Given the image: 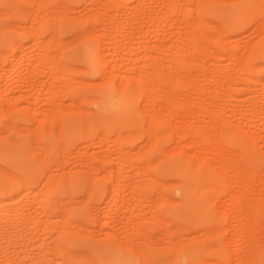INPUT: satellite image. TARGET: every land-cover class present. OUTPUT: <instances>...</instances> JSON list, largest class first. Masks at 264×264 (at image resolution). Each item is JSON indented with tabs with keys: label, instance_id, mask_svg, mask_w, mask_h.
<instances>
[{
	"label": "rangeland",
	"instance_id": "rangeland-1",
	"mask_svg": "<svg viewBox=\"0 0 264 264\" xmlns=\"http://www.w3.org/2000/svg\"><path fill=\"white\" fill-rule=\"evenodd\" d=\"M44 1H46V0H44ZM60 1H64V0H60ZM60 1L47 0L45 2L46 3L45 4V3H42L41 0H35V1L34 0H17L16 3L12 6L0 5V11H1V9L4 10V8H5V13H4V11H2L3 13L0 12V24L5 26V32L4 33H6V37L8 38V41H9L8 44L0 47V89H1L0 90L1 91L0 92V104H1L0 105V126H1V129H0V133H1L0 134V157H1L2 152L5 149H9L14 143L19 141V142H22L25 145V147L28 148V152L30 153V159L34 163V166L38 169L36 178H33V179L31 178L30 181L28 180L29 185L26 187V186H23L22 183L18 182L17 178H16L17 175H20L22 173H20V171L17 168H15L14 165L9 164L2 157L0 158V171H1L0 172V179L2 180L1 182H3L2 184L4 186H6V188H8L7 193L5 192L7 190H4L3 192L0 193V195L6 197L8 200L10 199V197H12L14 201L16 200L19 202L22 195L27 191V190L25 191L24 189H28V188L32 189L31 193L34 195V197H33V195H32L33 199L30 198V196L27 197V198H29L28 199L29 201L27 203H28V206L31 205L29 207V209H31L30 211H33L34 214H36V216H37L36 220L38 221V222L35 221V223H38L37 225H35V223H33L31 226L28 227V229H30L31 231L30 230L27 231L28 230V229H26L27 226L25 225L26 228H24L25 226H22V225H24L22 223L19 224V225L22 224L21 226H19V225L17 226V224H15L16 227H19L20 229L21 228L25 229L24 231H25V233L28 232L29 233V234L27 233L28 235H30V232H32L31 235L33 237H30L26 234L27 238H25V239L28 240V237L30 238L29 242H30L31 246H30V248L28 246L27 250H30V251L32 250L31 252L33 254H31L32 255L31 256L30 255L31 252L27 251L29 255L26 258H24L23 255H22L23 257L17 255L18 257L16 259L12 260V257H11L12 254L11 253L13 251L11 249L15 248L16 243L11 242L12 243V245H11L9 243V240L5 239V238H7L6 236L9 235L8 233H10L14 227H12V225H10L12 227V229H11V227L9 226V228L11 229L10 231H9V229L8 230L6 229L7 231L1 229L2 232L0 231V236L2 234H4V235L6 234V236L3 235V240L5 239L12 247L10 248L9 247L10 245L8 243H7V245H9V246L5 245L6 244V243H4L5 240L0 241L1 243L2 242L4 243V245H3V243H2V245L0 243V245L2 246V253H0V257H1L0 262H2V263H0V264H4V263L11 264V263H7L5 261L7 259H8L7 261L10 260L9 256L11 257L12 262H15V260L17 261V259L19 257L23 258V260L25 259V261L27 259H30L31 257L34 258V256L39 253L37 251H40V249H41V248L39 249L37 247V244H39L43 240V239L41 240V237L46 238V236L49 235V234H47V232H51V233L53 232L52 234L50 233L49 236L53 235L50 238H52V237L57 238L56 242H55V239H53V238H52L53 240L50 239V241H51L50 244L48 241L49 245L55 244L56 247L59 245H60V247H61V245L62 246L65 245L62 248L63 249L62 251H58V253L56 251V253H55L56 255L54 254L55 250H54L53 254H52V252H50L51 254L50 253H48V254L51 257L57 258L56 260H58V261H60V259L62 258L61 260H65L64 262H66V264H73L72 260L74 258L73 257L74 250H75V254H76V252L80 253L81 251L85 252L87 250L86 255L85 254L84 255L85 256L89 255V256L85 257V256L80 255V254L77 255V257H84L83 261H81L82 259L79 260V261L84 262V263H86L85 261H88L86 258L89 259L92 256V259H94L96 261V263L94 260H92L93 262H90V259H89V262L91 264L92 263L93 264L94 263L95 264H118V262H117L118 259L116 258V255L117 254L123 255L125 253L124 256L132 258V260L134 261V264L137 261L138 262L136 264H141L142 263L141 259H143V258L139 257L140 255L137 254V252H139L137 249H141V248H143V246H145L144 248L147 249L148 252L150 253L151 256H149V255H147V256L151 257V262L153 264H163L162 258H164L165 256H168L174 252L179 253V252L184 251L185 249H187L190 246L194 247V246H198V245H200V246L206 245V246H208V248H213V250H210L208 253H206L204 255V257L206 256L205 258H207V259L203 258V260H204L203 264H244V262L242 263V261L247 257V254L245 252V246H244L245 242H243V241H245V240H243L245 238L241 237V235L239 234L240 231L238 232V230L241 229L240 227L242 226V224L244 222V218H246V217H244L243 214H244V211H246L244 209L247 208L246 207L247 205L244 206V203L242 201L243 199L241 198V196L237 197V194H240L238 191H240L241 188H242V190H244V188H246V187L248 188V187H250L249 185H251V187L247 190L248 191L247 198L249 196L250 197L254 196L257 198L256 202L258 203L257 204L258 206L257 205L256 206H257L258 210L255 211V213H254L255 209L252 211H253V214H256V212H257V214H256L257 217L256 216L254 217L255 221L257 222V220H258V223L259 222L262 223V224L259 223V224H261L260 226L257 223V229L264 228V217H263L264 216V150H263L264 149V100H263L264 99V91H263L264 90L263 89L264 88L263 87V85H264L263 84V80H264V65H263V63H264V3H262V2H264V0H218V1L217 0H194V1L193 0H177L181 3L180 4L178 2L181 6H179L178 3H177V5L179 7H177L176 4H175V6H172L170 4L172 6L170 9H168V7H170L169 4H166V3L167 2L172 3L173 2L172 0H168V1L162 0V1H164V3L162 2L163 4L162 3L157 4L158 1H159V3L161 2L160 0H158V1H156V0H142V1L141 0H133L136 4L131 0H68V3H70V4H68V3L67 4L71 5L68 7L75 8V10H77L81 7V9L77 10V11H79V13H77V11L72 10L73 12H75L74 15L77 16L76 19L77 18H79V19L76 20L73 17L75 19V21H73L74 19H72V16L69 17L68 13L66 15V13L64 11H63L64 13H62V10H61V14H64V15H61L62 18L59 16L58 19L60 22L57 21V19H55L56 18L55 17L54 19L57 22L52 23L51 22L52 19H50L51 20L50 21L51 24H50L48 21L49 20L48 16H50L49 15L50 13L47 14V12H49L50 10H54V9H50V8L51 7L54 8V6L56 7V4ZM126 1H130V2L126 3ZM174 1L176 2V0H174ZM39 2L41 4H45V5L39 6L37 4ZM66 2H67V0H66ZM187 3L189 5H187L185 7L182 6V4L186 5ZM140 4L142 6H139ZM261 4H262V6H261ZM58 5H60V4H58ZM61 5L64 6V4H61ZM161 5L163 6V8ZM21 6H24V7H21ZM85 7L89 10H87ZM138 7L141 9H139ZM164 7H167V8H164ZM20 8L22 9V11L20 10ZM65 8H66V6H65ZM155 8H158V9H155ZM45 9L47 11H45ZM55 9H57V8H55ZM182 9H183V12L185 14H182V12H181ZM26 10H27V12H26ZM159 10L160 11L162 10V12H160ZM163 10L164 11L168 10L167 12H168V15H170V17L167 15V12L165 13V12H163ZM179 10H180V12H179ZM241 10H242V13H241ZM43 11H45V12H43ZM69 11L72 12L71 10H69ZM28 12L29 13L31 12V13L29 14ZM36 12L38 13V16L40 15L39 18L37 16ZM50 12H52V11H50ZM70 12H69V15H70ZM44 13L47 14V15H45L46 17L43 16ZM151 13H152V15H151ZM154 13H155V15H154ZM158 13H159V15H158ZM79 14H81V17H79L80 16ZM156 14H157V16H156ZM244 14H246V16H244ZM153 15L156 17H154ZM160 16H162V18ZM85 17H87V18H85ZM158 17L161 18L163 21L161 19H159ZM40 18H42V20H41V22H38V19L40 20ZM44 18H45V20H43ZM80 18H82V20L83 19L84 20L82 21V20H80ZM108 18L110 20H108ZM187 18L192 20V21H189V23H191L190 25L188 23ZM186 19H187V21H186ZM199 19H201V20H199ZM11 20H12V22H14L13 25H17V26H14V27H12V25L8 26L7 23L8 24L11 23ZM113 20H114V22H113ZM156 20L159 21V23ZM164 20H165V22H164ZM193 20H194L195 25L193 24V26H192ZM234 21H235V23H234ZM37 22L40 24H38ZM108 22L111 23L112 25L110 24L111 25L110 26ZM236 22H237V24H236ZM36 23H37V25H36ZM155 23H157V25ZM32 24H33V26H32ZM54 24H56V26ZM34 25H35V27L36 26L37 27L35 28ZM106 25H108V26H106ZM6 26H7V28H6ZM22 26H23V28L21 29ZM50 26H52V28L54 30H55V28H56V30L58 29L57 34H55L56 30L54 31L55 32V33H53V35L55 34L54 36H56V35L59 36L58 39H60V37L62 39L66 38L67 42L70 40L71 36L74 39V37H73L74 33H78L77 31H80V32L83 31L84 32V31H86L84 29H86L87 27H88L87 29H89V32H91V30L94 31L95 29H97V33L96 34L93 33L94 35H91L92 33L90 35H85L87 33L89 34V32H87L88 31L87 30L86 33L84 34L85 36L83 35V32L81 33L83 35V37H81V35H79L78 38H81L79 40L76 37L77 34H75L74 36L76 37V39L70 40L72 42H70V43L68 42L69 45L64 44V45H66V46H64L65 49L62 48V46H61L62 49L59 48V50H60V55H59V53H58L59 51L56 48H58L61 44L65 43L66 41L64 39H63V41L60 39L59 40L60 42L58 45V44H55V42L58 41L56 39L57 37L55 38L57 41L56 40H55V42L53 41L54 43L51 40H49V38H47V37H50L48 34L50 32V35H51L52 34L51 30H53V29H50L51 28ZM93 26L96 27L94 30H93V28H94ZM105 26H106V28H105ZM90 27H91V29H90ZM81 28H84V29L81 30ZM231 28H232V30H231ZM38 29H40L41 35H39L38 32H40V31ZM193 29H194V31H193ZM106 30L109 33L105 34L107 32ZM29 31H31V32L32 31H38V32H36V33H38V35L37 36L33 35L35 32L31 33ZM94 32H96V31H94ZM223 33L226 36L229 35L228 36L229 39L228 38L224 39L223 37H225V35ZM187 34H189V35H187ZM53 35H52V38L51 37L50 38L54 40ZM181 35L184 36V38ZM111 36H112V39H111ZM178 36H181L182 38L179 37V40H177L176 38H178ZM190 36H191V38H190ZM37 37L38 38L40 37V38L38 39ZM231 37L236 39V41ZM86 39L87 40H90V39L96 40V41H99L100 43H102V42L104 43V40H105L104 44H106V48H105V45L103 43L100 45L102 47L101 48L102 50L105 49L104 50L105 52H107V51L110 52V53L107 52L108 54L107 53L105 54V52L103 53L104 56L106 55L105 56L106 58L103 56L104 68L106 70L105 69H104V71L101 70L97 74H93V73L89 74L90 71H89V66H87L88 64L82 62L81 59L79 58V54L77 53V50L80 47V44ZM231 39H232V41H231ZM107 40L110 41V43ZM112 40L113 41L115 40L116 42L115 41L113 42ZM16 41H18V42L16 43ZM48 41L52 42L54 44V46H52L53 45L52 44L51 47L44 46V48L48 47V48H46L47 51H49L48 54H47L46 49L43 48V50H42L41 49L42 47L40 49L35 47L38 45V44L37 45L35 44L37 42L40 43L39 46L40 45L41 46L46 45L47 43L50 46V43ZM61 41H62V43H61ZM178 41H180L181 43ZM43 42L46 44H43ZM189 42H190V45H189ZM22 43L24 44V46ZM71 43H72V45H71ZM152 43H155L153 45L154 47L148 46V45H151ZM156 43H158V44H156ZM186 43L189 45L190 50L188 49V45ZM247 43H248V45H247ZM160 44L166 45V46H163L161 48ZM175 44H177V46ZM249 44H250V47H249ZM252 45H254V46H252ZM182 46L183 47L185 46L184 49H182L183 48ZM204 46H207L206 48L210 49L209 53H207L208 49L204 48ZM227 46L231 47L232 51L236 52V53L234 55L231 54L233 52L229 51L231 48L228 50ZM156 47H160V48L158 49ZM177 47H180V48H177ZM242 47H246L248 49H251L252 51L250 50L251 51L250 54L252 53V55H250V54L248 55L249 50H247L246 48L242 49ZM253 47H255V48L253 49ZM55 49H56V51H58V52H56L58 54V56H57L58 58L55 57L56 56L55 52H54L55 54H52V55L50 54V52L52 50L55 51ZM154 49L156 51H154ZM203 49H205V50H203ZM44 50L46 51V54H45ZM181 50H182V52L184 50H187L186 52H183V54H185L184 57L182 55ZM191 50H193V51H191ZM239 50H243L244 52H242V51L241 52L243 54L244 53H246V54L243 55L240 52V56H239V54H237ZM3 51L5 54L4 53L2 54ZM212 51H213V53H212ZM171 52H173V55H171L172 54ZM191 52L196 53V55L192 54ZM155 53H156V55H159V56L161 55L160 56L161 58L160 57L155 58V56L153 57L152 55H154ZM187 53L189 56H187ZM49 54H50V56H48L49 60H50V58L52 60V57L53 58L55 57L54 59H56L54 62L51 61L50 64L48 63L49 60L47 62L44 61V60H46L44 57L47 58V55H49ZM220 54H221V56H220ZM109 55L112 57L109 58L108 57ZM170 55L172 57H170ZM218 55L220 57H218ZM232 55L234 56V58ZM235 55L237 58L235 57ZM132 56H135V58ZM136 56H138V57H136ZM185 56H187V57H185ZM228 56H230V58ZM246 56H249V59L251 58V56H252V58L248 61V57H246ZM38 57H39V60H38ZM107 58L109 61H107ZM174 58H175V60H174ZM198 58H200L201 60H199ZM218 58H220V59H218ZM235 58L237 59L236 61H235ZM70 59L72 62L70 61ZM161 59L163 60V62ZM204 59H206L207 61ZM115 60L118 62L116 63ZM152 60H153V62H152ZM159 60L161 62H158ZM187 60H189V65H188ZM216 60H219L218 61L219 64ZM228 60H229V62H228ZM231 60L236 62V64H240V67L238 68L239 65H237V66L235 64L232 65L233 61L231 63ZM238 60L243 65L240 62H238ZM122 61L123 62L125 61V62L123 63ZM132 61H133V63H132ZM111 62L114 64L116 63L117 65L116 64L113 65ZM151 62L154 64H152ZM214 62H216L217 64ZM52 63H54V66L58 67L59 72H52L53 69L55 68L54 66H52ZM118 63H120L121 65L120 64L118 65ZM244 64H246L247 67L244 66ZM254 64L255 65L261 64L263 66L260 65V67H259V66H255ZM50 65L54 68L51 69L52 67H50ZM109 66H110V68H109ZM113 66L114 67L117 66V67L113 68ZM243 66L246 67V69H248V72L250 73V75L253 76V78L256 77L255 80L252 77H250V80L253 79L254 81H256V82H254L252 80L253 82L252 81L250 82L251 88L249 86H247L250 84V83H248L249 78L246 77V78H248V80L246 78L242 79L243 73H241V70H243L242 69ZM85 67H86V69H85ZM107 67H108V69H107ZM137 67H138V69H137ZM153 67L156 68L155 71H157L158 74L157 73L153 74V70H154ZM207 67L211 70H209ZM221 67L222 68L224 67V68L222 69ZM127 68H128V70H127ZM196 68L200 69V70H196ZM217 68H219L220 70H223V72L225 70L226 74L223 73L222 71H220L219 69H218L219 72L217 73V71H218ZM234 68L235 69L238 68V69L235 70ZM240 68H241V70H240ZM179 69H180V71L182 70L181 72H184L185 75H183V73H180L178 71ZM215 69L217 71H214ZM85 70H87V71H85ZM113 70H114V73H113ZM105 71H107V75H106ZM126 71H127V73H126ZM145 71H147V72H145ZM148 71H150L149 73H151V71H152L153 75L150 74L151 77L146 76L148 74ZM195 71H197V74H195ZM201 71L203 73L204 72L209 73V74L206 73L209 79L206 78L207 77L206 74H204L206 77L204 75H202L203 73ZM227 71H229V73ZM244 71H246V72H244ZM244 71L243 72L247 74V70H244ZM102 72L105 73V77L101 76L103 74ZM176 72H178V73L176 74ZM185 72L188 73L189 75H187ZM213 72H214V74H213ZM215 72L217 73L216 74L217 76H215ZM221 72H222V74H221ZM54 73H56V74H54ZM119 73H121V74L124 73L125 75L123 74L121 76V74L119 75ZM136 73H137V75H136ZM143 73H144V75H143ZM191 73H192V75H191ZM249 73H248V76H249ZM108 74H110L109 75L110 78L107 77ZM198 74H199V76H198ZM218 74L220 76H218ZM227 74H230V75H227ZM240 74H241V76H240ZM132 75L134 76V78L131 77ZM200 75L202 76V78L204 77L205 79L204 78L202 79ZM209 75L211 77L213 75L214 77L210 78ZM123 76L125 78H123ZM127 76H128V80H127ZM157 76H158V78H157ZM181 76H182V79L180 78ZM188 76L189 77L191 76L190 78H192V79L195 78L197 80L199 78H201L202 80L199 79L197 81L199 85H200V83H199L200 80L207 87H209V86L213 87V85H214V87L212 89L209 88V90L207 92V95L209 93V95H211V96H209L208 98L204 97V98H206V99H204L203 96H201L202 95V93H201V94H199L200 97L199 96L197 97L196 96L197 94H195V93L199 92L198 87H197L198 92L197 91H191L190 92V88H191V90L195 89L193 87L196 85V83L194 82L195 84L193 86L191 83V82H193V80L188 79ZM197 76L199 78H197ZM227 76H228V78H227ZM232 76L234 77V81L236 80V82L239 81V83H241L240 84L241 86L238 85L239 83H236L231 79ZM236 76L239 80L237 78H235ZM244 76H246V75H243V77ZM83 77H84V80H83L84 83L81 82ZM176 77H177V79H176ZM85 78H87L86 80L94 79V82L93 81L91 82V80L90 81L88 80L89 83L86 85L87 81H85ZM213 78H215V81H211ZM108 79H109V81H108ZM122 79L125 81L127 80L126 83L123 81L125 84H123ZM229 79H231V80H229ZM244 79H246V81L243 82ZM190 80H191V82H190ZM260 80H262V81H260ZM79 81H80V83H79ZM99 81L100 82L102 81V83H100ZM187 81H189V82L186 86L185 83ZM229 81H233V83H235L234 87L239 86L238 90L236 88L235 89L233 88V90H231L232 94L230 91H228L230 86L229 87L226 86L228 88H226L225 90H227V93L229 92L231 95L235 94L234 92L237 90L238 93L236 92L237 95L235 94V96H236V98L239 96L238 100L241 99V101H238L237 99H234L235 102H233V100L229 101L230 95L227 96L226 91H224V89H223V88H225L224 86L226 84L227 85L229 84L233 87L234 84L232 82H229ZM17 82H19V83H17ZM53 82H55V83H53ZM120 82H122L121 85H120ZM213 82H215V84ZM226 82H228V83H226ZM246 82L248 83L247 85H246ZM261 82H262V85H260ZM189 83L193 87H189ZM221 83H222V86H221ZM11 84L13 87L11 86ZM109 85H111L112 87L115 88L116 92L119 94L118 96L124 95V97H130L131 95L134 94L133 100L136 103V114H137L136 118L133 119V118H129V117H122V116L115 115V114L103 115L100 113L99 108H98L99 107L98 102H99V99L101 98V94H102L103 90ZM119 85H120V87H119ZM242 85H243V88H242ZM163 86H164V89L162 88ZM166 86H167L168 91H169V89L172 90L170 93H173V92L175 94L177 93L178 96H179L180 90L182 88L181 93H183V90H184L185 94L189 92L192 95V96L189 95V97H191L190 98L191 100H189L188 98L186 99L187 101L184 100V98H185V97L183 98L184 94L183 95L181 94L182 95V97H181L182 100H180L181 103H179L180 102L179 99L177 100L178 102H176V100H174L175 101L174 102L173 101V99L175 98L174 95H173V98H171L169 96L170 94L165 92ZM169 86H170V88H169ZM200 86H201V88H203V90L200 89V91L203 92V94H204L205 90L208 88L205 87L206 89L204 90V87H203L204 85H200ZM215 86H216V89L220 92V94L217 90H215ZM244 86L249 87L248 91L251 89V92H253V94H254L255 90H256V92H255L256 94L258 93L257 91H259V90L263 91L262 95L259 94V96H257L259 98H261V97L262 98L259 100L257 99L258 103L255 101L257 103L255 106H258L259 108L256 109V107L253 106L255 108V110H257V111L253 110L256 114L253 113V111H252V108H253L252 105L255 104L254 100H256V99L253 100L254 104L252 103V101L247 99V96H249V94L247 93L248 91H246V89H244L247 87H244ZM254 86H256V87H254ZM232 87H231V89H232ZM240 87H241L243 93L241 92ZM218 88L220 90L223 89V94H225V95L222 96L221 95L222 92ZM137 89H139V90H137ZM177 89L178 90L180 89V90L178 91ZM210 89L212 90V92L214 91V94H212ZM2 90L3 91L5 90V91L3 92ZM71 90L74 92L72 93ZM90 90H92V91L90 92ZM239 90H240V92H239ZM252 90H254V91H252ZM262 91H261V93H262ZM128 92L130 95L127 94ZM217 92H218V94H217ZM259 93H260V91H259ZM84 94H89V97H90V95H92V96L97 95V96H94V97L91 96L92 98L90 97V99H89L87 97L88 95L86 96ZM246 94H248V95H246ZM250 94H252V93H250ZM11 95H13V96H11ZM207 95H205V96H207ZM213 95L216 97V101L215 100L212 101L213 98L215 99V97ZM219 95H221V97H219ZM244 95H246V99L248 100V101L244 100L246 102H244L242 100ZM194 96H196V98ZM212 96H213V98H212ZM224 96H226V97L222 98ZM233 96H230V98ZM167 97H169V98H167ZM201 97L203 98L202 101L208 99V101L205 102V105H206L205 107L200 105L202 103L201 99H200ZM210 97L212 98V100ZM217 100L218 101L220 100L221 102L218 103ZM236 100H237L238 106H237V104H235L234 105L236 107V109H235L233 105L231 106V104L236 103ZM12 101H13V103H12ZM163 101L164 102L166 101V103H164ZM188 101L190 103L192 101L193 104L192 103L190 104ZM249 101L252 103V105L251 104L246 105V103L247 102L249 103ZM161 102H163L164 104ZM182 102H184V103H182ZM187 102L189 103L188 107H189V105H191L190 106L191 108L189 107V109H190L189 114H187L188 108L186 109L184 107V104H187ZM196 102L199 103V107H198V104ZM208 102H209V107L211 105V108H212V106L215 104L213 106L215 110H217V109L220 110V108L221 109L224 108L220 111V112H222L223 110L225 111V108H226L227 114H228V112H229V114L230 113H232V114L231 115H229V114L225 115V117L227 119L223 118L222 122L220 124H218L215 122V121H217V120H215V118H216L215 115H217V114H214V116H212V114L215 113V112H212V114H211L212 117L209 116L210 119H213V123H212V121L208 118V114H206L207 110L205 109V108L208 109ZM211 102H212V104H211ZM228 102L229 103L233 102V103L228 105ZM226 103H227V105H226ZM222 104H224V105H222ZM240 104H241V106H240ZM259 104L260 105L263 104L262 105L263 107L262 106L260 107ZM167 105H168V107H167ZM169 105H171V106H169ZM1 106L2 107L4 106V109H5V107L7 108V109H5L6 113H4L5 110ZM194 106L196 107V109H197V107L201 108L200 111L202 114L206 110L204 112L205 115L203 114L205 117H203V115L200 114V112H198V109L196 110L194 108ZM247 106L251 107V108L249 107V112L247 110ZM53 107H55V109ZM170 107H171V110L168 109L170 111L169 112L166 109L170 108ZM240 107H241V109H240ZM47 108L49 110L51 108H53L55 111L53 109H51L52 111L46 112V114H49L50 116L46 115L45 110L47 111L48 110ZM184 108L187 111H185ZM202 108L205 110L202 111L203 110ZM8 109L11 111H8ZM159 109L161 112L159 111ZM163 109H165V110H163ZM209 109L207 112L210 115L211 112L209 111ZM259 109H261V110H259ZM181 110H183V111H181ZM192 110H194V111L192 112ZM211 110H213V108ZM237 110L240 112H243V113L240 114V113H238ZM243 110H247L248 113H246V111H243ZM172 111H174V112H172ZM260 111H263V113ZM53 112H55V113H53ZM183 112H184V114H183ZM163 113H165V114H163ZM173 113H174V115H173ZM191 113H192V115H191ZM8 114H9V116H8ZM52 114H54V115H52ZM218 114H220V113H218ZM224 114H222L223 117H224ZM243 114H244V118H243ZM251 114L254 115L252 119H251V117H252ZM171 115H172V117H171ZM234 115L236 118L234 117ZM238 115H239V119H238ZM44 116H46V118ZM48 116L51 118H49ZM156 116H158V117H156ZM180 116H182V117H180ZM190 116H192V117H190ZM248 116H250V117H248ZM256 116H257V118H256ZM8 117H9V119H7ZM148 117H150L151 119ZM155 117L157 120H155ZM184 117H186V118H184ZM213 117H215V118H213ZM170 118L172 120H169ZM201 118H202V120H205V121L200 120ZM228 118H229V121H228ZM189 119H190V121H189ZM5 120L6 121L7 120L12 121V122H10L11 125L7 124ZM48 120H50V122ZM187 120L189 121V124H188ZM230 120H231V122H230ZM151 121L156 122V124L153 122L154 125H156L155 126L156 129L153 128L154 130L159 131L158 133H160V130H162V133L159 135V137H158V133L156 136V139L158 137V139L160 138L162 141L160 139L159 140L155 139V140L151 141V138L153 139V137H150L151 135L149 136L150 138L147 137V135H149L150 132L145 131L144 129H147L149 124H151V125H149V127L150 126L153 127L152 123L148 124V122H151ZM175 121H177V124H173V123H176ZM223 121L224 122L226 121V122L224 123ZM249 121H253V122H249ZM84 122H86V123H84ZM171 122H173V123H171ZM180 122H182V123L180 124ZM192 122H194V123H192ZM206 122L208 124L212 123L216 127H214L213 125H212L213 126L212 127V126H210L211 125L210 124L209 125L210 129H209ZM246 122H248V123H246ZM254 122H256V123H254ZM12 123H13V125H12ZM183 123L185 124V126L183 125ZM199 123L206 124L205 127H204V125H201V126L203 128H207V129L201 128V126L198 125ZM222 123H224L225 125L227 124L226 127H228V129H232L236 132H239L245 138L249 139L252 142V144L254 145V148L259 153L261 160L251 161L250 158L247 159V154H244L243 151H242L243 153H240L241 152L240 148L234 144L232 145V142H230L228 139H226L227 137L225 138V136L222 135V134H225V131H226L225 130L226 127H224V124L222 125ZM249 123H251V124L248 125ZM253 123L255 124L254 126H257V127L254 128V126L252 125ZM17 124L18 125L21 124L20 125L21 128L22 127H24V128L21 129L20 126L17 127ZM193 124L195 125V127L194 126L192 127ZM237 124H239L240 126L242 125V127H239V125L237 126ZM2 125H5V126H2ZM188 125L191 127L189 129V132H191L190 131L191 129L193 130L192 132H194V130H195V133L191 132L192 135L188 132L189 136L185 135L187 133V131H186V133H184V132H182L183 130L180 131L178 129V128L184 129V127L189 128ZM251 125L254 128V130H253L254 132H252L253 135L250 134L251 133L250 132ZM246 126H248V128H246ZM6 127L9 129L5 131L4 129H6ZM17 128H19V129H17ZM200 128L203 130L202 132L199 131ZM243 128H244V130H247V132L243 131ZM20 129L22 131H20ZM23 129L26 131H24ZM218 129H219V132H218ZM236 129H238V131ZM141 130H142V132H140ZM222 130H223V133H222ZM248 131H249V133H248ZM146 132L147 133L149 132V133L146 135ZM151 132H152V129H151ZM179 132H182L183 134L179 133ZM5 133H6V135H4ZM153 133L156 134L154 131H153ZM196 133H198V135ZM200 133H202V134L206 133L205 134L206 137H208L207 136L208 133H209V135H212L213 137H217V138H219L221 136L219 139H221V140L224 139L222 141L223 144L217 138H216L217 140L214 138L217 142H220V144L217 143L218 146L215 143L216 144L215 146L217 148L222 147L221 149L226 154L221 152V155L224 154L223 156H221V155H219L220 150L217 151L218 149L217 150L212 149V148L216 149V147H214L212 145V144H214L212 141L213 139H210L212 136L208 137V139H207L204 135L202 136V134H201V136H199ZM216 133H217V135H216ZM117 135L119 137L121 136V138H118ZM255 135H256V137H255ZM122 136L124 137L123 139H122ZM152 136H153V134H152ZM183 136H184V138H182ZM197 136L201 137L202 139L197 138ZM222 136H224V137H222ZM10 137L11 138L14 137L15 139L12 141V139ZM185 137H186V139H185ZM204 137L206 140H203ZM32 138H34L35 141ZM179 138H182V140ZM16 139H17V141H15ZM31 139H32V141H31ZM137 139H138V141H137ZM36 140H38L37 143H35ZM193 140L195 143L193 142ZM199 140H201L202 143H200ZM208 140L211 143L208 144ZM157 141H158V143H157ZM190 141H192L193 143ZM188 142L190 143V145ZM176 143H179L178 146L176 145ZM183 143H188L187 144L188 146L186 144H185L186 146L183 145ZM158 144H159V146H158ZM204 145H205V147H204ZM211 145L213 147H211ZM209 146L211 147V149L213 151L210 149ZM41 147H42V149H41ZM162 147H165V150L167 152H169L168 153L169 158L167 157V155H166L167 152L164 151V148H163V151L165 152V155H164V153H161L162 150H160V148L162 149ZM32 148H34L37 153ZM121 149L123 152L121 151ZM172 149H174V150L177 149V150L174 152V150H172ZM201 149L202 150L204 149V152L201 151ZM170 150L173 152L170 153ZM206 150H207V152H206ZM236 150H239V151H236ZM199 151H201V153ZM231 151H232V153H231ZM233 151H235L234 154H233ZM39 152H41V153H39ZM121 152L123 154H121ZM186 152H189L192 154H187ZM217 152H219V153L217 154ZM198 153L200 155H198ZM206 153H207V156H206ZM162 154L165 156L164 159L162 158V156H163ZM172 154L174 156H172ZM201 154H202V156H201ZM50 156H52V157L50 158ZM181 156L182 157L184 156L183 159H185L188 162H192V164L195 165V169L192 170V176H196V174H199V175L203 174L201 172H205V173H209V174L214 173V172H217V173L219 172V174L222 173L220 175L218 174V176L223 177V178L219 177V179H221V181L219 180L220 182L219 181L214 182L212 180L209 181V179L207 177V181L205 180V186H203L202 192H201L203 197L205 196L208 198V201L210 203V207H212V209H214V212L216 214V219H214V221H212L211 223H209V222L204 223L203 221H201L199 219H196V218H193V217H190V216H187V215H184L181 213L184 211V203H183V199H182V193L179 190V188L183 184V179L179 175H174V174L163 172V168L167 164H169L172 161H175L176 158H177V160H178V158L182 159ZM208 156L209 157L211 156V157L209 158ZM215 156H217V158H215ZM232 156H234V158ZM46 157H49L46 159V160H49V162L44 160ZM236 157H239L238 160H240V161H237ZM53 159H55L56 161ZM52 160H53V162H52ZM126 160H128V161H126ZM57 161L59 163L60 162L61 163L59 164ZM56 162H57V164H56ZM238 162L240 164L236 168L235 165L238 164ZM48 163L49 164H51V163L56 164L55 166L59 165L60 166L58 168L59 170L57 169L58 170L57 171L54 165L51 166ZM66 163H68V164L66 165ZM91 163H93V168H91L92 167ZM132 163L135 165L132 166L133 165ZM203 163L205 164V167H203V165H204ZM212 163L214 164V166ZM46 164H47V166H46ZM86 164H87V166H86ZM140 164H143L142 167H144V166L146 167L147 164H149V166H151V167H149L147 165L148 167L146 169H144L145 167L143 168L145 170L144 171V170H142V167L137 168V165L140 166ZM88 165H90V167ZM217 165L218 166L220 165V166L218 167ZM53 166H54V168H53ZM224 166L227 168L226 169L227 171H224V172H221L220 170L215 171L218 168L220 169V167H222L224 170ZM47 167H49V168H47ZM50 167H51V171H52V169L56 170V173L60 172L59 174H61V173H63V171H65L62 175H59V177H60L59 180H58V174L56 175L58 182H57V184L55 183L57 181L56 177L54 179L56 181L53 182L56 184V186L55 185L52 186L51 183L50 184L48 183L49 178H50L49 175L55 173L53 171L49 172ZM211 167H214V170H211ZM222 168H221V170H222ZM238 168H242V169L248 168L249 171L247 170V172H246L248 175L244 176V175L238 173L237 171L240 170ZM6 169H8L7 171L11 172V174L13 175V176L11 175L12 177L11 176L8 177L9 173L8 172L6 173V171H5ZM69 169H70V171H69ZM66 170H68V171H66ZM243 170L246 171V169H243ZM115 171H118V172H115ZM2 173H4V174H2ZM122 173H125V174H122ZM241 173H243V172H241ZM45 174L48 177H45ZM211 176H212V174H211ZM66 177H67V179H66ZM15 178H16V180H15ZM245 179H247V180H245ZM52 180H53V178H52ZM171 180H173V181H171ZM176 181H178V182H176ZM244 182L245 183L249 182L250 184L248 183V185L246 186L244 184ZM7 185H9L10 187ZM228 185H229V187H228ZM41 186H43V187H41ZM44 186L46 189H44ZM225 186L227 187V189ZM244 186H246V187H244ZM36 187H37V190H36ZM49 188H50V190H47ZM30 189L28 191H31ZM33 189L35 191H37V193L39 191L41 193L37 194ZM9 190H10V192L11 191L12 192L9 193ZM42 190H43V194L48 191L47 194L49 196L45 193V195L47 197L46 196L41 197ZM229 191L234 192V194L236 196L234 198H231L232 196H231V193ZM242 192H244V191H242ZM19 193H21V194H19ZM31 193H30V195H31ZM39 194H41V195H39ZM243 194H246V193H243ZM15 196L16 197L18 196L17 198H19V199H14ZM39 196L41 198H39ZM48 197H50V198H48ZM55 197L57 200L53 199ZM84 197L86 198L85 200H84ZM180 197L182 200L180 199ZM254 197H253V201H254ZM44 198H45V200L43 202L42 199H44ZM49 199H51V200H49ZM58 199L60 201H63V202L60 203ZM78 199H80V202H77ZM81 199H82V203H81ZM179 199H180V201H179ZM244 199H245V197H244ZM36 200H39V201H37L38 203H36ZM55 201L58 202V204L54 203ZM158 202H159V204H158ZM236 202H239L238 203L239 205H237ZM244 202H246V201H244ZM256 202H254V203H256ZM49 203L51 205L54 204V206H51V205L49 206ZM62 203L65 205H63ZM35 204H38V205L40 204V205L38 207ZM141 204H142V206H141ZM59 205L60 206L62 205L63 207H60ZM36 206L38 208H36ZM39 208L42 210L47 209L46 211H43L45 214ZM61 208L64 210V212H63V210L62 211L60 210ZM144 209H146V210H144ZM74 210L76 212H73ZM39 212H40V214H39ZM151 212H152V214H151ZM46 213H47V215H46ZM136 213L139 214L138 215L139 217L137 216ZM42 214H44V215L42 216ZM57 214L59 216H57ZM251 214H252V212H251ZM253 214L251 216H253ZM152 215L154 217H152ZM48 217H49V219H48ZM55 217H58L57 219H59V220H57ZM48 220H51V221H48ZM47 222H49V223L51 222V224H48ZM71 222L72 223L74 222L73 226L70 225V224H72ZM61 223H63V224H61ZM3 224L5 227H7L6 225L8 223H7V221H6V223L4 221L0 225H3ZM10 224H12V223H10ZM60 224L62 225V227ZM74 224H76L75 227L78 225V227H76L77 229L74 227ZM179 224H181L180 227L183 224L184 225L181 228H179ZM187 224H189V225H187ZM209 224H211V226H213V227H216L218 225L215 228V230L218 227L220 229L217 230L218 232H215L212 229L214 231V234H210L211 229H209V235L208 234H207V236L205 235L206 238H205V236L201 237L200 234L204 235V232L200 233V231H202L203 228H205V229L206 228L208 229V227L210 228L211 226ZM46 225H48V226H46ZM49 225H51V227H53V229ZM63 225H64V227H63ZM165 225H167L168 227H165ZM184 226H187L188 228L186 227V228L182 229ZM65 227L67 229H64L62 231L61 229L65 228ZM72 227L79 232L81 231V233H83L84 236L79 235V233L77 231H73V233L77 232L78 235L74 234L75 237H74V235L72 236L73 233L70 234L72 231L71 229H73ZM78 228H79V230H78ZM193 228H194V230H193ZM242 229H243V227H242ZM45 230H47L46 233H45ZM3 231L6 233H3ZM16 231H20V230L15 229L12 231V233H15ZM24 231L22 230L20 232H24ZM60 231H62V232L59 233V236H57L58 232H60ZM213 231H212V233H213ZM257 231H256L257 236H255L257 239L256 238L255 239L257 240L256 241L257 246L259 245L258 250L260 249L259 251L261 253L256 254L257 256H255V257H259L258 260H259L260 264L261 263L264 264V235H262V234L260 235V233H264V230H262V231L260 230V232H257ZM185 232H186V234L183 235L182 233H185ZM197 232H199L200 234L198 233L199 235L198 234L195 235V233H197ZM12 233H10V239H11V237L14 238L16 236L15 235L16 233L15 234H12ZM146 233H148V235H146ZM11 235H13L14 237ZM34 235L35 236L37 235L36 236L38 239L37 241L40 240V242L36 241V239H35L36 237H34ZM68 235L71 237H69ZM189 235L192 236L191 238H187L190 243L188 242V240H186V236L190 237ZM144 236L147 239H148V237H149V239L151 238L152 241H154V239L159 237V238H157L158 242H156V241L152 242V241H150L151 239L148 241ZM152 236L155 238H153ZM194 237H196V238L194 239ZM64 238L68 239V240H61ZM25 239H22L21 241L23 242ZM47 239L48 238H46V240ZM206 239H208V241ZM143 240H144V242H143ZM11 241L16 242L17 240L14 239ZM140 241L143 245H141ZM167 241H168V243H167ZM261 241H263V242H261ZM32 242H33V245H32ZM14 244H15V246H14ZM124 244H126V245H124ZM179 244H181V246L180 247L178 246L179 248L178 247L176 248V246ZM1 246H0V248H1ZM4 246H7L12 251L11 252L9 249H6L7 247L5 248L6 250H8V252H10L11 255L8 254L6 251L3 254V250H5V249H3ZM140 246H142V247L140 248ZM16 247L18 248V249L15 248V250L17 251V250L21 249L22 246L20 247V245H19ZM50 247H54V246L51 245ZM60 247H58V248H60ZM110 247H111V249H110ZM65 248L68 249L69 251H71V253L68 250H65ZM49 249L50 248H48V250ZM132 249H136V252ZM50 251H53V250H50ZM63 251H64V253H63ZM87 252H89V254ZM17 253H18V251H17ZM59 253H60V257L57 256V254H59ZM130 253L133 256L130 257ZM13 254H14V256H16L15 252ZM22 254H25V253H22ZM142 254H146V253L144 252ZM142 254H141V256H142ZM29 256H31V257L29 258ZM143 257H146V256H143ZM154 257L156 259H154ZM21 258L19 259L20 260L19 264H20V262H23V264H24L25 262L23 260H21ZM139 258H140V260H139ZM100 259H102L104 261V263ZM34 260H36V259L34 258ZM143 260L146 261L148 264V262H149L148 259L147 260L143 259ZM3 261H5V262H3ZM27 261H29V263L31 262V260H27ZM144 261H143V263H144ZM9 262H11V261H9ZM146 262L144 264H146ZM16 263L17 262H15L14 264H16ZM58 263L60 264L63 262L60 261ZM30 264H32V263H30ZM33 264H37V262H33ZM149 264H150V262H149Z\"/></svg>",
	"mask_w": 264,
	"mask_h": 264
},
{
	"label": "bare ground",
	"instance_id": "bare-ground-1",
	"mask_svg": "<svg viewBox=\"0 0 264 264\" xmlns=\"http://www.w3.org/2000/svg\"><path fill=\"white\" fill-rule=\"evenodd\" d=\"M16 1H17V0H0V5H4V6H6V5H8V6H12V5H14V4L16 3ZM34 1H35V0H34ZM41 1H42V3H45L47 0H46V1L41 0ZM43 1H44V2H43ZM57 1H60V0H57ZM131 1H133V0H131ZM141 1H142V0H141ZM156 1H158V0H156ZM160 1H161V2L159 3V1H158L157 4H161L162 2L164 3L165 0H164V1L160 0ZM167 1H168V0H167ZM172 1H173L172 3H173L174 5H173L171 2H167V3H166V4H169V6H170V7L167 6L168 9H170L172 6H175V4L177 5V3L179 2V1H177V0H176V2H175L174 0H172ZM193 1H194V0H193ZM217 1H218V0H217ZM62 2H63V3H62ZM127 2H130V1H126V3H127ZM133 2H134V1H133ZM67 3H68V0H67V2H66V0H64V1H60V2H58V3L56 4V7L54 6V8H52V7L50 8V9H54V10H50V11H52V12H50V11L47 12V14L50 13V14H49L50 16H48V19H49L48 21H49L50 24H51V22L54 23V22L59 21V19H58L59 16L61 17V15H64V14H61V10H62V13L65 12L66 15H67V13H68V16H69V17L72 16V19H74V18L76 19L77 16L74 15L75 12H73L72 10L77 11V10L81 9V7H80L79 9L75 10V8L68 7V6H71V5H68V4H70V3H68V4H67ZM134 3H135V2H134ZM163 3H162V4H163ZM179 3H180V2H179ZM179 3H178V5L181 6V5H180L181 3H180V4H179ZM202 3H203V2H202ZM262 3H264V2H262ZM34 4H35V3H34ZM37 4H38L39 6H41V5L43 6V5H45L46 3H45V4H41V3L39 2V3H37ZM58 4H60V5H58ZM61 4H64V6L61 5ZM86 4H87V3H86ZM128 4H129V3H128ZM135 4H136V3H135ZM170 4H171L172 6H171ZM196 4H197V3H196ZM254 4H255V3H254ZM57 5H58V6H57ZM178 5H177V7H179ZM187 5H189V4H188V3H187L186 5H185V4H184V5L182 4L183 7H185V6H187ZM60 6H61V7H60ZM65 6H66V8H65ZM139 6H142V5L140 4ZM143 6H144V5H143ZM145 6H146V5H145ZM153 6H154V5H153ZM161 6H162V5H161ZM261 6H262V4H261ZM21 7H24V6H21ZM58 7H59V8H58ZM83 7H84V6H83ZM154 7H155V6H154ZM167 7H164V8H167ZM55 8H57V9H55ZM62 8H63L64 10H63ZM77 8H78V7H77ZM85 8H86V7H85ZM138 8H139V7H138ZM162 8H163V6H162ZM18 9H19V8H18ZM43 9H44V8H43ZM86 9H87V8H86ZM139 9H141V8H139ZM155 9H158V8H155ZM20 10L22 11L21 8H20ZM65 10H66V11H65ZM69 10H71L72 12H70ZM87 10H89V9H87ZM153 10H154V9H153ZM184 10H185V9H184ZM2 11H4V13H5V8H4V10L1 9L0 12H2ZM13 11H14V10H13ZM38 11H39V10H38ZM38 11H37V12H38ZM41 11H42V10H41ZM45 11H47V10L45 9ZM45 11H43V12H45ZM63 11H64V12H63ZM159 11H160V10H159ZM167 11H168V10H167ZM167 11H164V10H163V12H165V13H166ZM201 11H202V10H201ZM24 12H25V11H24ZM26 12H27V10H26ZM37 12H36V14H37V16H38V13H37ZM69 12H70V15H69ZM155 12H156V11H155ZM160 12H162V10H161ZM160 12H159V13H160ZM179 12H180V10H179ZM181 12H182V14H185V13L183 12V9L181 10ZM247 12H248V11H247ZM2 13H3V12H2ZM12 13H13V12H12ZM28 13H29V12H28ZM30 13H31V12H30ZM30 13H29V14H30ZM77 13H79V11H77ZM159 13H158V15H159ZM241 13H242V10H241ZM29 14H28V15H29ZM47 14L44 13L43 16L46 17L45 15H47ZM71 14H72V15H71ZM162 14H163V13H162ZM1 15H2V14H1ZM41 15H42V14H41ZM77 15H78V14H77ZM79 15H80L79 17H81V14H79ZM151 15H152V13H151ZM154 15H155V13H154ZM154 15H153V16H154ZM167 15H168V12H167ZM39 16H40V15H39ZM39 16H38V18H39ZM52 16H53V17H52ZM156 16H157V14H156ZM156 16H154V17H156ZM163 16H164V15H163ZM168 16L170 17V15H168ZM171 16H172V15H171ZM199 16H200V15H199ZM244 16H246V14H244ZM41 17H42V16H41ZM55 17H56V18H55ZM73 17H74V18H73ZM154 17H153V18H154ZM160 17L162 18V16H160ZM240 17H241V16H240ZM54 18L57 19V21H55ZM61 18H62V17H61ZM61 18H60V19H61ZM66 18H67V17H66ZM85 18H87V17H85ZM158 18H159V17H158ZM161 18H159V19H161ZM167 18H168V17H167ZM185 18H186V17H185ZM50 19H52V21H51ZM72 19H71V20H72ZM75 19H74L73 21H75ZM77 19H79V18H77ZM77 19H76V20H77ZM150 19H151V18H150ZM187 19H188V18H187ZM187 19H186V21H187ZM205 19H206V18H205ZM240 19H241V18H240ZM41 20H42V18H40V20L38 19V22H41ZM43 20H45V18H44ZM80 20H82V18H80ZM83 20H84V19H83ZM83 20H82V21H83ZM108 20H110V19L108 18ZM151 20H152V19H151ZM161 20H162V19H161ZM166 20H167V19H166ZM171 20H172V19H171ZM197 20H198V19H197ZM199 20H201V19H199ZM50 21H51V22H50ZM78 21H79V20H78ZM153 21H154V20H153ZM156 21H157V20H156ZM162 21H163V20H162ZM189 21H192V20H191V19H188V23H189ZM38 22H37V23H38ZM59 22H60V21H59ZM59 22H58V23H59ZM80 22H81V21H80ZM103 22H104V21H103ZM109 22H110V21H109ZM109 22H108V23H109ZM113 22H114V20H113ZM113 22H112V23H113ZM157 22L159 23V21H157ZM164 22H165V20H164ZM11 23H12V24H11ZM11 23H9V24L7 23V25H8V26L12 25V27L17 26V25H13L14 22H12V20H11ZM37 23H36V25H37ZM82 23H83V22H82ZM105 23H106V22H105ZM180 23H181V22H180ZM207 23H208V22H207ZM234 23H235V21H234ZM15 24H16V23H15ZM18 24H19V23H18ZM38 24H40V23H38ZM56 24H57V23H56ZM56 24H54V25L56 26ZM110 24H111V23H109V25H110ZM155 24L157 25V23H155ZM169 24H170V23H169ZM190 24H191V23H189V25H190ZM193 24H194V20H193V22H192V26H193ZM236 24H237V22H236ZM103 25H104V24H103ZM111 25H112V24H111ZM111 25H110V26H111ZM156 25H155V26H156ZM194 25H195V24H194ZM200 25H201V24H200ZM204 25H205V24H204ZM18 26H19V25H18ZM32 26H33V24H32ZM52 26H53V25H52ZM52 26H50V27H51L50 29H53ZM106 26H108V25H106ZM106 26H105V28H106ZM152 26H153V25H152ZM183 26H184V25H183ZM19 27H20V26H19ZM24 27H25V26H24ZM34 27H35V25H34ZM36 27H37V26H36ZM36 27H35V28H36ZM39 27H40V26H39ZM63 27H64V26H63ZM63 27H62V28H63ZM93 27H94V26H93ZM194 27H195V26H194ZM234 27H235V26H234ZM6 28H7V26H6ZM22 28H23V26L21 27V29H22ZM30 28H31V27H30ZM54 28H55V27H54ZM87 28H88V27H87ZM87 28H86V29L81 28V30L84 29V30H86V31L88 30L87 32H89V29H87ZM95 28H96V27H94L93 30H94ZM217 28H218V27H217ZM232 28H233V27H232ZM232 28H231V30H232ZM25 29H26V28H25ZM32 29H33V28H32ZM90 29H91V27H90ZM220 29H221V28H220ZM222 29H223V28H222ZM28 30H29V29H28ZM38 30L40 31V29H38ZM55 30H56V28H55ZM55 30H54V29L51 30V33H52L51 35H50V32H49L48 35H49L51 38H52L53 33H55V32H56L55 34L58 33V31H57L58 29H57L56 31H55ZM231 30H230V31H231ZM23 31H24V30H23ZM54 31H55V32H54ZM86 31H84V32H83V31H81V32H80V31H77L78 33H74V34H73L74 39H73L72 36H71V37H70V40H75L76 37H77L78 40L81 39V38H78L79 35H81V37H83V35L86 33ZM94 31H96V32H94ZM94 31L91 30V32H89V34L87 33V34H85V35H90L91 33H92L91 35H94L93 33L96 34V33H97V29H95ZM106 31H107V30H106ZM193 31H194V29H193ZM220 31H221V30H220ZM4 32H5V26H3L2 24H0V47H2V46H4V45H6V44L9 43L8 38L6 37V33H4ZM29 32H31V31H29ZM33 32H35L33 35H36V36H37L38 33H39V35H41V34H40L41 31H40V32H38V31H32L31 33H33ZM36 32H38V33H36ZM79 32H80V33H79ZM82 32H83V35L81 34ZM158 32H159V31H158ZM189 32H190V31H189ZM27 33H28V32H27ZM98 33H99V32H98ZM107 33H109V32L107 31L105 34H107ZM221 33H222V32H221ZM55 34H54V35H55ZM75 34H77L76 37L74 36ZM189 34H190V33H189ZM189 34H187V35H189ZM223 34H224V33H223ZM223 34H222V35H223ZM54 35H53L54 40L51 39L50 37H47V38H49V40H51L52 42H53V41L55 42V40L57 39L58 41L56 40L57 42H55V44H58V45H59V42H60L59 40L61 39V40L63 41L64 38L62 39V38L60 37V39H58L59 36H57V35L54 36ZM85 35H84V36H85ZM109 35H110V34H109ZM190 35H191V34H190ZM197 35H198V34H197ZM224 35H225V34H224ZM224 35H223V36H224ZM36 36H35V37H36ZM107 36H108V35H107ZM181 36H182V35H181ZM181 36H178V38H176V39L179 40V37H181ZM223 36H222V37H223ZM228 36H229V35H228ZM228 36L225 35V37H223V38H224V39H227ZM33 37H34V36H33ZM56 37H57V38H56ZM182 37L184 38V36H182ZM182 37H181V38H182ZM199 37H200V36H199ZM220 37H221V36H220ZM37 38H38V37H37ZM39 38H40V37H39ZM39 38H38V39H39ZM47 38H46V39H47ZM55 38H56V39H55ZM92 38H93V37H92ZM109 38H110V37H109ZM190 38H191V36H190ZM190 38H189V39H190ZM231 38H233V37H231ZM35 39H36V38H35ZM41 39H42V38H41ZM44 39H45V38H44ZM101 39H102V38H101ZM111 39H112V36H111ZM228 39H229V38H228ZM233 39H234V38H233ZM64 40L66 41V38H65ZM67 40H68V39H67ZM70 40L68 41L69 43L72 42V41H70ZM182 40H183V39H182ZM234 40L236 41V39H234ZM37 41H38V40H37ZM42 41H43V40H42ZM62 41H61V43H62ZM65 41H64V42H65ZM107 41H108V40H107ZM112 41H113V40H112ZM114 41H115V40H114ZM114 41H113V42H114ZM231 41H232V39H231ZM17 42H18V41H16V43H17ZM44 42H45V41H44ZM44 42H43V44H46V43H44ZM48 42H49V41H48ZM52 42H49V43H50V46H49L48 43H47L46 45H43V46L40 45V46H39L40 43L37 42V43H35V44H36V45L38 44V45L35 46V47L38 48V49H40V48L42 47L41 49L43 50L44 46L51 47V45L54 43V42H53V43H52ZM68 42L66 41V42L63 43V44L60 43L61 45H60L58 48H56V49H58L59 52L56 51V49H55V51L52 50L53 52L51 51L50 54L52 55V54H55L56 52H58L59 55H60V50H59V48H60V49L64 48V46H66V45H64V44L69 45ZM75 42H76V41H75ZM81 42H82V41H81ZM108 42L110 43V41H108ZM115 42H116V41H115ZM178 42H180V41H178ZM19 43H20V42H19ZM41 43H42V42H41ZM102 43H103V42H102ZM102 43H100L99 41H96V40H91V39H90V40H87V39H86V40H84V41L80 44V47H79L78 50H77V53L79 54V58L81 59V61L84 62V63H87V64H88L87 66H89V71H90L89 74H91V73H93V74H97V73H99L101 70L104 71V69H105V68H104V58H103V56H104L103 53L105 52V51H104L105 49H104V50L101 49L102 47H101L100 44H102ZM104 43H105V40H104ZM104 43H103V44H104ZM173 43H174V42H173ZM180 43H181V42H180ZM187 43H188V42H187ZM187 43H186V44H187ZM228 43H229V42H228ZM232 43H233V42H232ZM235 43H236V42H235ZM22 44H23V43H22ZM113 44H114V43H113ZM149 44H150V43H149ZM154 44H155V43H152L151 45H148V46H152V47H154V46H153ZM156 44H158V43H156ZM163 44H164V43H163ZM184 44H185V43H184ZM236 44H237V43H236ZM58 45H57V46H58ZM71 45H72V43H71ZM77 45H78V44H77ZM104 45H105V48H106V44H104ZM110 45H111V44H110ZM160 45H161V44H160ZM175 45L177 46V44H175ZM187 45H188V44H187ZM189 45H190V42H189ZM189 45H188V49H189ZM226 45H227V44H226ZM226 45H225V46H226ZM239 45H240V44H239ZM243 45H244V44H243ZM247 45H248V43H247ZM23 46H24V44H23ZM52 46H54V44H53ZM55 46H56V45H55ZM61 46H62V48H61ZM102 46H103V45H102ZM116 46H117V45H116ZM145 46H146V45H145ZM145 46H144V47H145ZM163 46H166V45H161L160 47L162 48ZM176 46H175V47H176ZM180 46H181V45H180ZM241 46H242V45H241ZM241 46H240V47H241ZM252 46H254V45H252ZM35 47H34V48H35ZM48 47H46V48H48ZM113 47H114V46H113ZM134 47H135V46H134ZM160 47H156V48L159 49ZM182 47H183V46H182ZM184 47H185V46H184ZM184 47H183L182 49H184ZM186 47H187V46H186ZM191 47H192V46H191ZM206 47H207V46H204V48H206ZM227 47H228V46H227ZM249 47H250V44H249ZM21 48H22V47H21ZM46 48H44V49H46ZM52 48H53V47H52ZM107 48H108V47H107ZM148 48H149V47H148ZM177 48H180V47H177ZM230 48H231V47H228V50H229ZM244 48H246V47H242V49H244ZM254 48H255V47H253V49H254ZM64 49H65V48H64ZM191 49H192V48H191ZM206 49H208V48H206ZM211 49H212V48H211ZM246 49L249 50V53H248V55H249L250 52H251L252 50H251V49H248V48H246ZM19 50H20V49H19ZM36 50H37V49H36ZM36 50H35V51H36ZM179 50H180V49H179ZM189 50H190V49H189ZM203 50H205V49H203ZM209 50H210V49H208V52H207V53H209ZM225 50H226V49H225ZM250 50H251V51H250ZM1 51H2V50H1ZM44 51H45V50H44ZM46 51H47V49H46ZM46 51H45V54H46ZM106 51H107V50H106ZM154 51H156V50L154 49ZM186 51H187V50H184L183 52H186ZM191 51H193V50H191ZM229 51L233 52V51H232V48H231ZM241 51L244 52L243 50H239L238 53H237V54H239V56H240V52H241ZM37 52H38V51H37ZM48 52H49V51H47V54H48ZM54 52H55V53H54ZM107 52H109V51H107ZM107 52H105V54H106ZM129 52H130V51H129ZM178 52H179V51H178ZM181 52H182V50H181ZM183 52H182V55H183V57H184L185 54H183ZM203 52H204V51H203ZM242 52H241V54H243ZM3 53H4V51L2 52V54H3ZM109 53H110V52H109ZM158 53H159V52H158ZM171 53H172L171 55H173V52H171ZM191 53L196 55V53H193V52H191ZM207 53H206V54H207ZM212 53H213V51H212ZM216 53H217V52H216ZM216 53H215V54H216ZM218 53H219V52H218ZM235 53H236V52H233V53H231V54L234 55ZM4 54H5V53H4ZM50 54L47 55V58L44 57V58L46 59V60H44L45 62H47V61L49 60V59H48V56H50ZM107 54H108V53H107ZM228 54H229V53H228ZM231 54H230V55H231ZM244 54H246V53H244ZM244 54H243V55H244ZM55 55H56V56H55ZM55 55H54V56H55L56 58H58V57H57L58 54L56 53ZM146 55H147V54H146ZM171 55H170V57H172ZM233 55H232V56H233ZM250 55H252V53H251ZM30 56H31V55H30ZM33 56H34V55H33ZM105 56H106V55H105ZM105 56H104V57H105ZM124 56H125V55H124ZM143 56H144V55H143ZM152 56H153V57L155 56V58H156V57H160L161 55L159 56V55H156V53H155V54L152 55ZM152 56H151V57H152ZM187 56H189L188 53H187ZM187 56H185V57H187ZM220 56H221V54H220ZM220 56L218 55V57H220ZM232 56H231V57H232ZM239 56H238V57H239ZM241 56H242V55H241ZM16 57H17V56H16ZM35 57H36V56H35ZM55 57H54V58H55ZM59 57H60V56H59ZM108 57L110 58V57H112V56L109 55ZM114 57H115V56H114ZM130 57H131V56H130ZM132 57L135 58V56H132ZM136 57H138V56H136ZM174 57H175V56H174ZM190 57H191V56H190ZM192 57H193V56H192ZM207 57H208V56H207ZM228 57L230 58V56H228ZM235 57H236V55H235ZM246 57H248V61L252 58V56H251L250 59H249V56H246ZM17 58H18V57H17ZM29 58H30V57H29ZM54 58L52 57V60H51V58H50V60H49L48 63L50 64L51 61L54 62V61L56 60V59H54ZM64 58H65V57H64ZM105 58H106V57H105ZM139 58H140V57H139ZM160 58H161V57H160ZM194 58H195V57H194ZM205 58H206V57H205ZM221 58H222V57H221ZM233 58H234V56H233ZM233 58H232V59H233ZM236 58H237V57H236ZM236 58H235V61L237 60ZM114 59H115V58H114ZM118 59H119V58H118ZM136 59H137V58H136ZM140 59H141V58H140ZM198 59L201 60L200 58H198ZM218 59H220V58H218ZM38 60H39V57H38ZM58 60H59V59H58ZM112 60H113V59H112ZM122 60H123V59H122ZM137 60H138V59H137ZM161 60H162V59H161ZM174 60H175V58H174ZM192 60H193V59H192ZM196 60H197V59H196ZM196 60H195V61H196ZM204 60H206V59H204ZM223 60H224V59H223ZM233 60H234V59H233ZM233 60H231V63H232ZM242 60H243V59H242ZM252 60H253V59H252ZM36 61H37V60H36ZM70 61H71V59H70ZM107 61H109L108 58H107ZM187 61H188V65H189V60H187ZM206 61H207V60H206ZM216 61L218 62L219 60H216ZM220 61H221V60H220ZM41 62H42V61H41ZM59 62H60V61H59ZM71 62H72V61H71ZM115 62L117 63L118 61L115 60ZM122 62H123V61H122ZM124 62H125V61H124ZM124 62H123V63H124ZM138 62H139V61H138ZM142 62H143V61H142ZM152 62H153V60H152ZM152 62H151V63H152ZM155 62H156V61H155ZM158 62H161V61L159 60ZM162 62H163V60H162ZM193 62H194V61H193ZM203 62H204V61H203ZM228 62H229V60H228ZM238 62H240V61L238 60ZM238 62H237V63H238ZM242 62H243V61H242ZM246 62H247V61H246ZM111 63H112V62H111ZM116 63H115V64H116ZM127 63H128V62H127ZM132 63H133V61H132ZM186 63H187V62H186ZM195 63H196V62H195ZM198 63H199V62H198ZM214 63H216V62H214ZM240 63H241V62H240ZM60 64H61V63H60ZM112 64L115 65L114 63H112ZM119 64H120V63H118V65H119ZM152 64H154V63H152ZM160 64H161V63H160ZM201 64H202V63H201ZM206 64H207V63H206ZM216 64H217V63H216ZM218 64H219V62H218ZM221 64H222V63H221ZM233 64H235L236 66L239 65L238 68L240 67V64H236V62H234V61H233L232 65H233ZM241 64H242V63H241ZM261 64H262V63H261ZM261 64H258V65H257V64H256V65L254 64V65L260 67ZM116 65H117V64H116ZM120 65H121V64H120ZM125 65H126V64H125ZM130 65H131V64H130ZM142 65H143V64H142ZM146 65H147V64H146ZM155 65H156V64H155ZM161 65H162V64H161ZM190 65H191V64H190ZM193 65H194V64H193ZM203 65H204V64H203ZM242 65H243V64H242ZM263 65H264V63H263ZM263 65H261V66H263ZM52 66H54V63H52ZM52 66L50 65V67H52ZM105 66H106V65H105ZM126 66H127V65H126ZM153 66H154V65H153ZM177 66H178V65H177ZM221 66H222V65H221ZM230 66H231V65H230ZM244 66L247 67L246 64H244ZM244 66H243V68L241 67L243 70H241V68H240L241 73H243V74H242V79L248 77L249 80H248V78H246V79L248 80V83H250L253 79L255 80L256 77L253 78V76L250 75V73L248 72V69H246V67H244ZM252 66H253V65H252ZM54 67H55V68H54ZM54 67L51 68V69H53V68L55 69V70L53 69L52 72H59L58 67H56V66H54ZM116 67H117V66H115V67L113 66V68H116ZM119 67H120V66H119ZM119 67H118V68H119ZM134 67H135V66H134ZM138 67H139V66H138ZM138 67H137V69H138ZM149 67H150V66H149ZM151 67H152V66H151ZM204 67H205V66H204ZM217 67H218V66H217ZM224 67H225V66H224ZM224 67H223V68H224ZM83 68H84V67H83ZM109 68H110V66H109ZM139 68H140V67H139ZM159 68H160V67H159ZM207 68H208V67H207ZM221 68H222V67H221ZM223 68H222V69H223ZM238 68H237V69H238ZM56 69H57V70H56ZM85 69H86V67H85ZM107 69H108V67H107ZM153 69H154V70H153V74H156V73H157V71H155L156 68L153 67ZM187 69H188V68H187ZM208 69H209V68H208ZM218 69H219V68H217V70H218ZM234 69H235V68H234ZM237 69H235V70H237ZM105 70H106V69H105ZM118 70H119V69H118ZM121 70H122V69H121ZM127 70H128V68H127ZM196 70H200V69H197V68H196ZM202 70H203V69H202ZM209 70H211V69H209ZM217 70L215 69L214 71H217ZM219 70H220V69H219ZM219 70L217 71V73L219 72ZM244 70H247V74L244 73V72H246V71H244ZM85 71H87V70H85ZM115 71H116V70H115ZM129 71H130V70H129ZM129 71H128V72H129ZM154 71H155V72H154ZM158 71H159V70H158ZM178 71H179L180 73H183V75H185L184 72H181L182 70L180 71V69H179ZM207 71H208V70H207ZM220 71L223 72V70H220ZM243 71H244V72H243ZM105 72H106V75H107V71H105ZM117 72H118V71H117ZM119 72H120V71H119ZM140 72H141V71H140ZM145 72H147V71H145ZM149 72H150V71H148V74H149V75L147 74L146 76H150V74H152V71H151V73H149ZM201 72H202V71H201ZM208 72H209V71H208ZM222 72H221V74H222ZM227 72L229 73V71H227ZM102 73H103L104 75L102 74L101 76H102V77H105V73H104V72H102ZM113 73H114V70H113ZM126 73H127V71H126ZM177 73H178V72H176V74H177ZM185 73H186V72H185ZM202 73H203V72H202ZM206 73H207V72H206ZM206 73L204 72L202 75H204V74H206ZM217 73L215 72V76H217V75H216ZM223 73H225V70H224ZM239 73H240V72H239ZM248 73H249V76H248ZM54 74H56V73H54ZM54 74H53V75H54ZM120 74H121V73H119V75H120ZM123 74H124V73H122L121 76H122ZM141 74H142V73H141ZM153 74H152V75H153ZM157 74H158V73H157ZM186 74L189 75L188 73H186ZM195 74H197V71H195ZM207 74H209V73H207ZM207 74H206V76H207ZM213 74H214V72H213ZM225 74H226V73H225ZM109 75H110V74H108V76H107L108 78H110ZM112 75H113V74H112ZM124 75H125V74H124ZM130 75H131V74H130ZM136 75H137V73H136ZM143 75H144V73H143ZM180 75H181V74H180ZM191 75H192V73H191ZM227 75H230V74H227ZM243 75H246V76L243 77ZM128 76H129V75H128ZM128 76H127V80H128ZM154 76H155V75H154ZM198 76H199V74H198ZM198 76H197V78H199ZM200 76H201V75H200ZM204 76H205V75H204ZM206 76H205V77H206ZM218 76H220V75L218 74ZM240 76H241V74H240ZM102 77H101V78H102ZM131 77L134 78L133 75H132ZM150 77H151V76H150ZM184 77H185V76H184ZM184 77H183V78H184ZM190 77H191V76H190ZM190 77L188 76V79H192V78H190ZM209 77L212 78V77H214V76L212 75V77H211V76L209 75ZM229 77H230V76H229ZM250 77H252L253 79L251 78L252 80H250ZM257 77H258V76H257ZM123 78H125V77L123 76ZM157 78H158V76H157ZM157 78H156V79H157ZM180 78L182 79V76H181ZM201 78H202V76H201ZM201 78H199V79H201ZM203 78H204V77H203ZM203 78H202V79H203ZM206 78H208V76H207ZM227 78H228V76H227ZM235 78H237V76H236ZM240 78H241V77H240ZM86 79H87V78H85V81H87V82H86V85L89 83L88 80H89V81L91 80V82H92V81L94 82V79H88V80H86ZM95 79H96V78H95ZM176 79H177V77H176ZM194 79H195V78H194ZM194 79H192L193 82H191V80H190V82L192 83L193 86H194V84L196 83L197 86L195 85V86L193 87V86L189 83V87H193V88H195L196 90L193 89V88H192L193 90H191V88H190V92H191V91H197V92H198V90H197V87H198L200 93H199V92H198V93H195V94H197V95H196L197 97H198L199 94H201V93H202L201 96H203V98H204V97L208 98L209 96H211V95H209V93H208V95H207V92H208L209 88L212 89V88L214 87V85H213V87H212V86H211V87H210V86L207 87V86H205V84L202 83V81H201L202 79H201V80L199 81L200 85H204V86H203V87H204V90H205L206 88H208V89L205 90L206 93L204 92V94H203V92L200 91V89L203 90V88H201V86H200V85L198 84V82H197L199 79H198V80L195 79L196 81H195ZM204 79H205V78H204ZM208 79H209V78H208ZM231 79L234 81V77H233V76L231 77ZM231 79H229V80H231ZM237 79H238V78H237ZM246 79H244L243 82L246 81ZM258 79H259V78H258ZM258 79H257V80H258ZM67 80H68V79H67ZM83 80H84V77H83L82 80H81L82 83H84ZM127 80H126V81H127ZM210 80H211V79H210ZM217 80H218V79H217ZM238 80H239V79H238ZM254 80H253V81H254ZM2 81H3V80H2ZM12 81H13V80H12ZM102 81H103V80H102ZM102 81H101V82L99 81V82L102 83ZM108 81H109V79H108ZM123 81L126 83V81L122 79V82H123ZM211 81H215V78H213ZM233 81H229V82H232V83H233ZM253 81H252V82H253ZM260 81H262V80H260ZM122 82H120V85H121ZM124 82H123V84H125ZM180 82H181V81H180ZM188 82H189V81H187V82L185 83L186 86H187ZM194 82H195V83H194ZM234 82H236V80H235ZM254 82H256V81H254ZM17 83H19V82H17ZM17 83H16V84H17ZM53 83H55V82H53ZM79 83H80V81H79ZM82 83H81V84H82ZM116 83H117V82H116ZM134 83H135V82H134ZM134 83H133V84H134ZM213 83L215 84V82H213ZM226 83H228V82H226ZM236 83H239V81L236 82ZM248 83L246 82V85H247ZM20 84H21V83H20ZM111 84H112V83H111ZM181 84H182V83H181ZM233 84H234V85H233ZM233 84H232L233 87H232L231 85H229V84H228V85L226 84V85L224 86L225 88H223V89H224V91H226L227 96H229V95H230V96H233V95H234V96L231 97V98H230V96H229V99H230L229 101H232V100H233V102H235L234 99H237V100H238V97H239V96H238V97L236 98L235 94H236V92H237V90H238V87H239L238 85H240L241 83H239L238 85L236 84L238 87H234V86H235V83H233ZM263 84H264V80H263ZM84 85H85V84H84ZM117 85H118V84H117ZM120 85H119V87H120ZM182 85H183V84H182ZM182 85H181V86H182ZM210 85H211V84H210ZM219 85H220V84H219ZM250 85H251V83H250L249 85H247V86L250 87ZM260 85H262V82H261ZM260 85H259V86H260ZM11 86H12V84H11ZM115 86H116V85H115ZM133 86H134V85H133ZM167 86H168V85H167ZM167 86H166V91H165V92L168 93V94H170L169 96H170L171 98H173V95H174L175 98L173 99V101L176 100V102H178V101H177L178 99H179V101L182 100L181 97H182L183 94H184V95H183V98L185 97L184 100H186L187 98H188L189 100H191V99H190L191 97H189V95H191V94H190L189 92H188L189 94H188V93L185 94V93H184V90H183V93H181V92H182V88H181L180 86H179V87L181 88V90L179 89V90H180V93L178 92V93H179V96L177 95V93H176V94H175L174 92H173V93H170L172 90L169 89V91H168ZM221 86H222V83H221ZM226 86H228V87L230 86L229 89H228V91H230L231 94H232V91H231V90H233V88H234V89L236 88L237 90H236V91L234 90V91H235V92H234L235 94L231 95L229 92L227 93V90H225V89L228 88V87H226ZM240 86H241V85H240ZM247 86H244V87H247ZM9 87H10V86H9ZM9 87H8V88H9ZM12 87H13V86H12ZM119 87H118V88H119ZM121 87H122V86H121ZM205 87H206V88H205ZM231 87H232V89H231ZM249 87L244 88V89H246V91H248V88H249ZM254 87H256V86H254ZM263 87H264V85H263ZM16 88H17V87H16ZM134 88H135V87H134ZM138 88H139V87H138ZM162 88L164 89V86H163ZM169 88H170V86H169ZM187 88H188V87H187ZM242 88H243V85H242ZM250 88H251V87H250ZM10 89H11V88H10ZM120 89H121V88H120ZM171 89H172V88H171ZM211 89H210V91L212 92ZM218 89H219V88H218ZM221 89H222V88H221ZM223 89H222V90L219 89V90L222 92V93H221L222 96L225 95V94H223ZM244 89H243V90H244ZM261 89H262V88H261ZM263 89H264V88H263ZM0 90H1V89H0ZM72 90H73V89H72ZM72 90H71V91H72ZM137 90H139V89H137ZM177 90H178V89H177ZM179 90H178V91H179ZM215 90H217V89H216V86H215ZM240 90H241V92L243 93L241 87H240ZM240 90H239V92H240ZM2 91H3V90H2ZM4 91H5V90H4ZM4 91H3V92H4ZM91 91H92V90H90V92H91ZM126 91H127V90H126ZM130 91H131V90H130ZM217 91H218V90H217ZM252 91H254V90H252ZM259 91H260V93H259ZM259 91H257L258 93L256 94V93H255L256 90H255V92H254L255 95H254L253 92H251V89H250V90L247 92V93L249 94V96H247V99H249L250 101H252V103H253V100L256 99V100H254V102H255V101L257 102V99L259 100V99L262 98L261 96H260L261 98H259V97H257V96H259V94L262 95L264 90H263V91H262V90H259ZM261 91H262V93H261ZM0 92H1V91H0ZM73 92H74V91H72V93H73ZM88 92H89V91H88ZM93 92H94V91H93ZM218 92H219V91H218ZM218 92H217V94H218ZM193 93H194V92H193ZM237 93H238V92H237ZM250 93H252L253 95L250 94ZM127 94H129V92H128ZM181 94H182V95H181ZM210 94H211V93H210ZM212 94H214V91L212 92ZM219 94H220V92H219ZM248 94H246V95H248ZM84 95H86V96L88 95L87 97H88L89 99H90V97L92 96V95H90V97H89V94H84ZM118 95H119V94L116 92V90H115L114 87H112L111 85L107 86V87L103 90V92H102V94H101V98L99 99V102H98V105H99L98 108H99L100 113L103 114V115H105V114H115V115H119V116H122V117H129V118H133V119L136 118V115H137V114H136V103H135V101L133 100V99H134V97H133L134 94L131 95L130 97H124V95H121V96H118ZM129 95H130V94H129ZM129 95H128V96H129ZM175 95H176V96H175ZM205 95H207V96H205ZM221 95H219V97H221ZM236 95H237V94H236ZM246 95H244V97H243V99H242L243 101H244V100L248 101V100L246 99ZM11 96H13V95H11ZM39 96H40V95H39ZM82 96H83V95H82ZM94 96H97V95H93L92 97H94ZM177 96H178V97H177ZM191 96H192V95H191ZM196 96H194V97L196 98ZM213 96H214V95H213ZM213 96H212V98H213ZM217 96H218V95H217ZM83 97H84V96H83ZM83 97H82V98H83ZM92 97H91V98H92ZM164 97H165V96H164ZM199 97H200V96H199ZM214 97H215V96H214ZM225 97H226V96H224V97H222V98H225ZM234 97H235V98H234ZM9 98H10V97H9ZM19 98H20V97H19ZM85 98H86V97H85ZM117 98H118V99H117ZM167 98H169V97H167ZM176 98H177V99H176ZM180 98H181V99H180ZM203 98H202V97L200 98V99H201V102H202L203 104H202L200 101H199V102L201 103V104H200L201 106H204V107H205V106H206V105H205V102L208 101V99L202 101ZM206 98H204V99H206ZM210 98H211V97H210ZM212 98H211V100H212ZM232 98H233V99H232ZM241 98H242V97H241ZM11 99H12V98H11ZM94 99H95V98H94ZM226 99H227V98H226ZM12 100H13V99H12ZM192 100H193V99H192ZM214 100L216 101V97H215V99L213 98L212 101H214ZM220 100H221V99H220ZM220 100H219V101L217 100V102L220 103V102H221ZM237 100H236V103H234V104H231V103H233V102H230V103L228 102V105L231 104V106H232V105L234 106L235 104H237V106H238ZM263 100H264V99H263ZM74 101H75V100H74ZM154 101H155V100H154ZM156 101H157V100H156ZM186 101H187V100H186ZM209 101H210V100H209ZM224 101H225V100H224ZM238 101H241V99L238 100ZM243 101H242V102H243ZM246 101H244V102H246ZM250 101H249V103L247 102L246 105H248V104H251V105H252V103H251ZM158 102H159V101H158ZM163 102H164V101H163ZM163 102H161V103H163ZM174 102H175V101H174ZM184 102H185V101H184ZM184 102H182V103H184ZM188 102H189V101H188ZM188 102H187V104H184V107H185L186 109L188 108V109H187V110H188V113H187V114H189V111H190L189 107L191 106V105H189V107H188V104L190 103V102H189V103H188ZM217 102H216V103H217ZM244 102H243V103H244ZM256 102H255V104L253 103L254 105H252V107L255 106V105L258 103V102H257V103H256ZM12 103H13V101H12ZM164 103H166V101H165ZM164 103H163V104H164ZM179 103H181V101H180ZM185 103H186V102H185ZM191 103H192V101H191ZM191 103H190V104H191ZM196 103H197V102H196ZM218 103H217V104H218ZM192 104H193V103H192ZM194 104H195V103H194ZM197 104H198V107H199V103H197ZM211 104H212V102H211ZM0 105H1V104H0ZM59 105H60V104H59ZM165 105H166V104H165ZM176 105H177V104H176ZM176 105H175V106H176ZM182 105H183V104H182ZM185 105H186L187 107H186ZM214 105H215V104H214ZM214 105H213V106H214ZM222 105H224V104H222ZM226 105H227V103H226ZM251 105H250V106H251ZM259 105H260V104H259ZM262 105H263V104H262ZM262 105H260V107H261ZM169 106H171V105H169ZM196 106H197V105H196ZM213 106H212V108H213L214 111L211 110V109H212V108H211V105H210V107H209V102H208V109L210 108L209 111L211 112L210 115H209V113L207 112V111H208L207 108H205L207 111H206L205 109H203V108H202V109H203L202 111H204V110L206 111V114H208V118H209V119H210V117L214 116V114H217V115H215L216 118H215V117H213V118H215V120H217V121H215L216 123L220 124V123L222 122V119H223V118L227 119V118L225 117V115H228L229 112H228V114H227V112H226V108H225V111L223 110L222 112H220V111H221L222 109H224V108H222V109L220 108V110L217 109V110L219 111V112H218L217 110L214 109ZM219 106H220V105H219ZM240 106H241V104H240ZM250 106H249V107H250ZM1 107H2V106H1ZM167 107H168V105H167ZM181 107H182V106H181ZM198 107H197L198 112H200V114H202L201 111H200L201 108H198ZM226 107H227V106H226ZM229 107H230V106H229ZM249 107L247 106V110H248V112H249ZM255 107H256V109L259 108L258 106H255ZM262 107H263V106H262ZM2 108L4 109V106H3ZM53 108L55 109V107H53ZM53 108H51V109H53ZM56 108H57V107H56ZM174 108H175V107H174ZM174 108H173V109H174ZM182 108H183V107H182ZM185 108H184V110L187 111ZM190 108H191V107H190ZM194 108L196 109L195 106H194ZM217 108H218V107H217ZM234 108L236 109L235 106H234ZM238 108H239V107H238ZM250 108H251V107H250ZM5 109H7V108L5 107ZM5 109H4V110H5ZM40 109H41V108H40ZM47 109H48V108H47ZM51 109H50V110L48 109L47 111L45 110V114H46V112H48V111H49V112L52 111ZM54 109H53V110H54ZM168 109L171 110V107H170V108H167L166 110H168ZM195 109H194V110H195ZM197 109H196V110H197ZM240 109H241V107H240ZM4 110H3V111H4ZM60 110H61V109H60ZM163 110H165V109H163ZM194 110H192V112H193ZM228 110H229V109H228ZM228 110H227V111H228ZM233 110H234V109H233ZM238 110H239V109H238ZM238 110H237V111H238ZM247 110H243V111H246V113H248ZM250 110H251V109H250ZM253 110H254V111H257V110H255L254 107L252 108V111H253ZM259 110H261V109H259ZM8 111H11V110L8 109ZM8 111H7V112H8ZM38 111H39V110H38ZM41 111H42V110H41ZM54 111H55V110H54ZM56 111H57V110H56ZM159 111H160V109H159ZM168 111H169V110H168ZM181 111H183V110H181ZM205 111H204V112H205ZM254 111H253V113H255ZM160 112H161V111H160ZM169 112H170V111H169ZM172 112H174V111H172ZM175 112H176V111H175ZM178 112H179V111H178ZM195 112H196V111H195ZM204 112H203V114H204ZM212 112H215V113L212 114ZM216 112H217V113H216ZM235 112H236V111H235ZM260 112L263 113V111H260ZM4 113H6V110H5ZM8 113H9V112H8ZM53 113H55V112H53ZM68 113H69V112H68ZM71 113H72V112H71ZM158 113H159V112H158ZM167 113H168V112H167ZM196 113H197V112H196ZM218 113H220V114H218ZM224 113H225V114H224ZM238 113L242 114L243 112L238 111ZM238 113H237V114H238ZM250 113H251V112H250ZM258 113H259V112H258ZM148 114H149V113H148ZM159 114H160V113H159ZM163 114H165V113H163ZM183 114H184V112H183ZM200 114H199V115H200ZM203 114H202V115H203ZM211 114H212V116H211ZM222 114H224V117H223ZM231 114H232V113H230L229 115H231ZM234 114H235V113H234ZM255 114H256V113H255ZM46 115H49V114H46ZM52 115H54V114H52ZM154 115H155V114H154ZM173 115H174V113H173ZM191 115H192V113H191ZM194 115H195V114H194ZM204 115H205V114H204ZM204 115H203V117H205ZM246 115H247V114H246ZM251 115H252V114H251ZM251 115H250V116H251ZM260 115H261V114H260ZM8 116H9V114H8ZM49 116H50V115H49ZM49 116H48V117H49ZM161 116H162V115H161ZM185 116H186V115H185ZM209 116H210V117H209ZM241 116H242V115H241ZM250 116H248V117H250ZM253 116H254V115H252L251 119L253 118ZM258 116H259V115H258ZM44 117L46 118V116H44ZM57 117H58V116H57ZM153 117H154V116H153ZM156 117H158V116H156ZM156 117H155V120H157ZM171 117H172V115H171ZM180 117H182V116H180ZM188 117H189V116H188ZM190 117H192V116H190ZM196 117H197V116H196ZM196 117H195V118H196ZM227 117H228V116H227ZM234 117H235V115H234ZM234 117H233V118H234ZM260 117H261V116H260ZM10 118H11V117H10ZM49 118H51V117H49ZM55 118H56V117H55ZM148 118H150V117H148ZM184 118H186V117H184ZM231 118H232V117H231ZM235 118H236V117H235ZM240 118H241V117H240ZM243 118H244V114H243ZM256 118H257V116H256ZM261 118H262V117H261ZM7 119H9V117H8ZM150 119H151V118H150ZM175 119H176V118H175ZM182 119H183V118H182ZM191 119H192V118H191ZM198 119H199V118H198ZM238 119H239V115H238ZM246 119H247V118H246ZM248 119H249V118H248ZM10 120H11V119H10ZM169 120H172V119L170 118ZM185 120H186V119H185ZM200 120H202V118H201ZM207 120H208V119H207ZM210 120H211L212 123H213V119H210ZM260 120H261V119H260ZM5 121H6V120H5ZM5 121H4V122H5ZM48 121L50 122V120H48ZM161 121H162V120H161ZM179 121H180V120H179ZM181 121H182V120H181ZM187 121H188V120H187ZM189 121H190V119H189ZM189 121H188V124H189ZM202 121H205V120H202ZM211 121H210V122H211ZM228 121H229V118H228ZM236 121H237V120H236ZM4 122H3V123H4ZM10 122H12V121H9V120L6 121L7 124H10V125H11ZM153 122H154V121H153ZM153 122H152V121H151V122H148V124H149V123H152V124H153V127H151V126L149 127V125H151V124H149V125H148V128H149V129H148V128H147V129H144L145 127L143 128L145 131H149V132H150V133L148 132L149 135H147L148 133L146 132V135H147V137H149L150 135H151L150 137H153V139L151 138V141H153V140L156 139L157 133L159 132V131L154 130V129H156V127H155L156 125H154V123L156 124V122H154V123H153ZM175 122H176V123H173V122H171V123H173V124H177V121H175ZM183 122H184V121H183ZM208 122H209V121H208ZM215 122H214V123H215ZM223 122H224V121H223ZM225 122H226V121H225ZM225 122H224V123H225ZM230 122H231V120H230ZM240 122H241V121H240ZM249 122H253V121H249ZM84 123H86V122H84ZM178 123H179V122H178ZM181 123H182V122H180V124H181ZM184 123H185V122H184ZM184 123H183V125L185 126L186 123H185V124H184ZM192 123H194V122H192ZM206 123H207V122H206ZM212 123H210L211 125L207 123L208 128H209V125H210V126L213 125ZM224 123H222V125H223ZM232 123H233V122H232ZM237 123H238V122H237ZM246 123H248V122H246ZM254 123H256V122H254ZM254 123L252 124L253 126L255 125ZM4 124H5V123H4ZM233 124H234V123H233ZM235 124H236V123H235ZM250 124H251V123H249L248 125H250ZM12 125H13V123H12ZM20 125H21V124H20ZM20 125L17 124V127L20 126ZM171 125H172V124H171ZM183 125H182V126H183ZM196 125H197V124H196ZM198 125H200V126H201V125H204V127L206 126V124H204V123H202V124L199 123ZM238 125H239V124H237V126H238ZM252 125H251V129L253 128ZM2 126H5V125H2ZM22 126H23V125H22ZM102 126H103V125H102ZM173 126H174V125H173ZM193 126L195 127L194 124L192 125V127H193ZM213 126H214V125H213ZM213 126H212V127H213ZM226 126H227V124H226V125L224 124V127H226ZM234 126H235V125H234ZM15 127H16V126H15ZM15 127H14V128H15ZM179 127H180V126H179ZM188 127H189V128H187V127L185 128V127H184V129H181V128H178V129H179L180 131L183 130L182 132H184V133H186V131H187V133H186L185 135H188L189 129L191 128L189 125H188ZM198 127H199V126H198ZM212 127H211V128H212ZM214 127H216V126H214ZM239 127H242V125H241V126L239 125ZM249 127H250V126H249ZM255 127H257V126H254V128H255ZM20 128H21V126H20ZM22 128H24V127H22ZM22 128H21V129H22ZM137 128H138V127H137ZM137 128H136V129H137ZM150 128L152 129V132H151V129H150ZM153 128H154V129H153ZM182 128H183V127H182ZM201 128H203V127L201 126ZM201 128H200L199 131L202 132L203 130H202ZM246 128H248V126H246ZM254 128H253L252 130L250 129V132H251L250 134H252V132H254V131H253ZM0 129H1V126H0ZM8 129H9V128L6 127V129H4V130L6 131V130H8ZM17 129H19V128H17ZM21 129H20V131H22ZM141 129H142V128H141ZM195 129H196V128H195ZM198 129H199V128H198ZM203 129H207V128H203ZM209 129H210V128H209ZM241 129H242V128H241ZM4 130H3V131H4ZM23 130H24V129H23ZM117 130H118V129H117ZM176 130H177V129H176ZM184 130H185V131H184ZM223 130H224V129H223ZM223 130H222V133H223ZM225 130H226V131H225V134H222V135H224L225 138L227 137L226 139H228L230 142H232V145L234 144V145L238 146V147L240 148V150H241L240 153H243V152H244V154H247V159L250 158L251 161H258V160H261L259 153H258L257 150L254 148V145L252 144V142H251L249 139L245 138V137H244L242 134H240L239 132H236V131H234V130H232V129H228V127H226ZM236 130L238 131V129H236ZM5 131H4V132H5ZM24 131H26V130H24ZM24 131H23V132H24ZM153 131H154L156 134H154ZM177 131H178V130H177ZM190 131L192 132L193 130L191 129ZM206 131H207V130H206ZM243 131H246V132H247V130H244V128H243ZM140 132H142V130H141ZM140 132H139V133H140ZM175 132H176V131H175ZM182 132H179V133H182ZM191 132H189V133L191 134ZM197 132H198V131H197ZM207 132H208V131H207ZM209 132H210V131H209ZM218 132H219V129H218ZM220 132H221V131H220ZM151 133L153 134V136H152ZM161 133H162V130H160V133H158V137H159V135H160ZM192 133H195V130H194V132H192ZM198 133H199V132H198ZM198 133H196V134L198 135ZM214 133H215V132H214ZM248 133H249V131H248ZM0 134H1V133H0ZM182 134H183V133H182ZM201 134H202V133H200L199 136H201ZM205 134H206V133L202 134V136L204 135V136L206 137ZM2 135H3V134H2ZM4 135H6V133H5ZM134 135H135V134H134ZM154 135H155V136H154ZM177 135H178V134H177ZM191 135H192V134H191ZM216 135H217V133H216ZM219 135H220V134H219ZM252 135H253V134H252ZM117 136H118V135H117ZM188 136H189V135H188ZM207 136H208V137H211L212 135H209V133H208ZM224 136H222V137H224ZM7 137H8V136H7ZM31 137H32V136H31ZM125 137H126V136H125ZM150 137H149V138H150ZM158 137H157V139H158ZM179 137H180V136H179ZM205 137L203 138V140H206ZM208 137H206V138L208 139ZM212 137H213V136H212ZM212 137H211L210 139H213L212 141H213L214 144H212V145H213L214 147H216L215 145H216L217 143L220 144V142H221V143L223 144L222 141H223L224 139H223V140L219 139L221 136H220V137L218 136L219 138H217V137H213V138H212ZM255 137H256V135H255ZM10 138H11V137H10ZM118 138H121V136H120V137L118 136ZM123 138H124V137L122 136V139H123ZM138 138H139V137H138ZM149 138H148V139H149ZM182 138H184V136H183ZM182 138H179V139L182 140ZM197 138H201V137H198V136H197ZM214 138H215V139L217 138L220 142H217V141H216L217 139L215 140ZM11 139H12V141H13L15 138L13 137V138H11ZM32 139H34V138H32ZM32 139H31V141H32ZM60 139H61V138H60ZM116 139H117V138H116ZM126 139H127V138H126ZM130 139H131V138H130ZM157 139H156V140H157ZM159 139H160V138H159ZM159 139H158V140H159ZM185 139H186V137H185ZM201 139H202V138H201ZM226 139H225V140H226ZM262 139H263V138H262ZM160 140H161V139H160ZM15 141H17V139H16ZM34 141H35V139H34ZM37 141H38V140H36L35 143H37ZM137 141H138V139H137ZM149 141H150V140H149ZM161 141H162V140H161ZM199 141H200V143H202L201 140H199ZM199 141H198V142H199ZM147 142H148V141H147ZM164 142H165V141H164ZM183 142H184V141H183ZM190 142H192V141H190ZM193 142H194V140H193ZM193 142H192V143H193ZM205 142H206V141H205ZM205 142H204V143H205ZM31 143H32V142H31ZM157 143H158V141H157ZM188 143H189V142H188ZM188 143H183V145H185V144L187 145ZM194 143H195V142H194ZM209 143H211V142L208 140V144H209ZM215 143H216V144H215ZM224 143H225V142H224ZM159 144H160V143H159ZM159 144H158V146H159ZM178 144H179V143H176L177 146H178ZM218 144H217V146H218ZM45 145H46V144H45ZM170 145H171V144H170ZM172 145H173V144H172ZM174 145H175V144H174ZM176 145H175V146H176ZM186 145H185V146H186ZM189 145H190V143H189ZM202 145H203V144H202ZM212 145H211V147H213ZM62 146H63V145H62ZM175 146H174V147H175ZM179 146H180V145H179ZM187 146H188V145H187ZM207 146H208V145H207ZM169 147H170V146H169ZM180 147H181V146H180ZM204 147H205V145H204ZM209 147H210V146H209ZM211 147H210V149H211ZM234 147H235V146H234ZM34 148H35V147H34ZM34 148H32V149H34ZM39 148H40V147H39ZM126 148H127V147H126ZM126 148H125V149H126ZM132 148H133V147H132ZM163 148H164V151L167 152V151L165 150V147H162V149L160 148V150H162L161 153H164V155H165V152L163 151ZM171 148H172V147H171ZM185 148H186V147H185ZM221 148H222V147H220V148H217V147H216V149H214V148H212V149H213V150H217V149H218L217 151L220 150V153L217 152V154L219 153V155H221V152L224 153V154H226ZM41 149H42V147H41ZM67 149H68V148H67ZM128 149H129V148H128ZM158 149H159V148H158ZM178 149H179V148H178ZM212 149H211V150H212ZM37 150H38V149H37ZM62 150H63V149H62ZM172 150H174V149H172ZM176 150H177V149H175L174 152H175ZM213 150H212V151H213ZM263 150H264V149H263ZM34 151H35V149H34ZM48 151H49V150H48ZM121 151H122V149H121ZM185 151H186V150H185ZM189 151H190V150H189ZM201 151L204 152V149H203V150L201 149ZM201 151H199V152L201 153ZM212 151H211V152H212ZM236 151H239V150H236ZM242 151H243V152H242ZM35 152H36V151H35ZM68 152H69V151H68ZM68 152H67V153H68ZM82 152H83V151H82ZM85 152H86V151H85ZM122 152H123V151H122ZM122 152H121V154H123ZM172 152H173V151L170 150V153H172ZM190 152H191V151H190ZM206 152H207V150H206ZM208 152H209V151H208ZM234 152H235V151H233V154H234ZM260 152H261V151H260ZM36 153H37V152H36ZM36 153H35V154H36ZM39 153H41V152H39ZM43 153H44V152H43ZM48 153H49V152H48ZM168 153H169V152H167L166 155H167V157L169 158V154H168ZM184 153H185V152H184ZM184 153H183V154H184ZM186 153H187V154H192V153H189V152H186ZM195 153H196V152H195ZM231 153H232V151H231ZM231 153H230V154H231ZM46 154H47V153H46ZM196 154H197V153H196ZM209 154H210V153H209ZM213 154H214V153H213ZM224 154H223V155H224ZM233 154H232V155H233ZM43 155H44V154H43ZM48 155H49V154H48ZM48 155H47V156H48ZM65 155H66V154H65ZM162 155H163V154H162ZM164 155L162 156L163 159H164V157H165ZM170 155H171V154H170ZM198 155H200V154L198 153ZM203 155H204V154H203ZM210 155H211V154H210ZM219 155H218V156H219ZM223 155H221V156H223ZM38 156H39V155H38ZM45 156H46V155H45ZM60 156H61V155H60ZM70 156H71V155H70ZM156 156H157V155H156ZM156 156H155V157H156ZM172 156H174V155L172 154ZM201 156H202V154H201ZM206 156H207V153H206ZM206 156H205V157H206ZM1 157H2L3 159H5L9 164L14 165L15 168H17V169L20 171V173H22V174H20V175H17V176L15 175V176H16V178H17V181L20 182V183H22L23 186H26V187H27V186L29 185L28 180L30 181L31 178H32V179H33V178H36V175H37L38 169L34 166V163H33V162L31 161V159H30V153L28 152V148L25 147V145H24L22 142H19V141H18V142H16V143H14L9 149H5V150L2 152ZM1 157H0V158H1ZM39 157H40V156H39ZM51 157H52V156H50V158H51ZM155 157H154V158H155ZM167 157H166V158H167ZM178 157H179V156H178ZM183 157H184V156H183ZM183 157L181 156L182 159L178 158V160H177V158H176L175 161H172V162H170L169 164H167V165L163 168V172H165V173H170V174H174V175H179V176L183 179V184H182L181 187L179 188V190H180L181 193H182V199H183V203H184V211L181 212V213L184 214V215H187V216H190V217H193V218L199 219V220L203 221L204 223H205V222H209V223H211L212 221H214V219H216V214H215V212H214V209H212V207H210V203H209V201H208V198L205 197V196H204V197L202 196V193H201V192H202V188H203V186H205V180L207 181V177H208L209 181L212 180V181H214V182H215V181L218 182L219 180L221 181V179H219V177H220V178H223V177H222V176H218L219 172H218V173H217V172H214V173H211V172H210V173L212 174V176H211V174H209V173H205V172H201V173H203V174H200V175H199V174H196V176H192V170L195 169V165L192 164V162H188V161H186L185 159H183ZM208 157H209V156H208ZM210 157H211V156H210ZM210 157H209V158H210ZM232 157L234 158V156H232ZM47 158H49V157H46L44 160H46ZM58 158H59V157H58ZM58 158H57V159H58ZM65 158H66V157H65ZM154 158H153V159H154ZM215 158H217V156H215ZM236 158H237V161H240V160H238L239 157H236ZM40 159H41V158H40ZM153 159H152V160H153ZM158 159H159V158H158ZM202 159H203V158H202ZM202 159H201V160H202ZM219 159H220V158H219ZM53 160H55V159H53ZM53 160H52V162H53ZM124 160H125V159H124ZM201 160H200V161H201ZM220 160H221V159H220ZM234 160H235V159H234ZM41 161H42V160H41ZM46 161L49 162V160H46ZM55 161H56V160H55ZM126 161H128V160H126ZM235 161H236V160H235ZM57 162H58V161H57ZM57 162H56V164H57ZM89 162H90V161H89ZM168 162H169V161H168ZM193 162H194V161H193ZM42 163H43V162H42ZM44 163H45V162H44ZM58 163H59V162H58ZM60 163H61V162H60ZM60 163H59V164H60ZM143 163H144V162H143ZM219 163H220V162H219ZM225 163H226V162H225ZM48 164H49V163H48ZM56 164L51 163V164H49V165H51V166L54 165V166H55ZM63 164H64V163H63ZM67 164H68V163H66V165H67ZM70 164H71V163H70ZM91 164H92V167H91V168H93V163H91ZM91 164H90V165H91ZM132 164H133V163H132ZM136 164H137V163H136ZM203 164H204V163H203ZM212 164H213V163H212ZM239 164H240V163L238 162V164H236L235 167L237 168V166H239ZM49 165H48V166H49ZM84 165H85V164H84ZM90 165H88V166L90 167ZM134 165H135V164H133L132 166H134ZM142 165H143V164H140V166L137 165V168H138V167H142ZM147 165L149 166V164H147ZM147 165H146V167L144 166L145 168L142 167V170L146 169V168L148 167ZM208 165H209V164H208ZM215 165H216V164H215ZM225 165H226V164H225ZM46 166H47V164H46ZM54 166H53V168H54ZM86 166H87V164H86ZM213 166H214V164H213ZM217 166H218V165H217ZM219 166H220V165H219ZM219 166H218V167H219ZM59 167H60L59 165L55 166L56 170H57ZM135 167H136V166H135ZM149 167H151V166H149ZM203 167H205V164L203 165ZM47 168H49V167H47ZM117 168H118V167H117ZM143 168H144V169H143ZM221 168H222V167H220V169L218 168V169L215 170V171H219V170H220L221 172L227 171V170H226L227 168H226L225 166H224V170H223V168H222V170H221ZM66 169H67V168H66ZM89 169H90V168H89ZM139 169H140V168H139ZM238 169H240V170L237 171L238 173H240V174H242V175H244V176H245V175H248V174L246 173L247 170L249 171L248 168H243V169H246V171L243 170L242 168H238ZM7 170H8V169H6L5 171H6V173H7V172L9 173V174H8V175H9L8 177H10L12 174H11V172H9V171H7ZM49 170H50L49 172H52V171H53V172H55V173L49 175L50 178H49L48 183H49V184L51 183L52 186H53V185L56 186V184H57V182H58V180H59V178H60L59 175H62L65 171H63V173L59 174L60 172H57V173H56V170H53V169H52V171H51V167H50ZM58 170H59V169H58ZM58 170H57V171H58ZM64 170H65V169H64ZM71 170H72V169H71ZM117 170H118V169H117ZM211 170H214V167H211ZM261 170H262V169H261ZM3 171H4V170H3ZM3 171H2V172H3ZM5 171H4V172H5ZM66 171H68V170H66ZM69 171H70V169H69ZM87 171H88V170H87ZM144 171H145V170H144ZM240 171L243 172V173H241ZM0 172H1V171H0ZM46 172H47V171H46ZM46 172H45V173H46ZM49 172H48V173H49ZM61 172H62V171H61ZM115 172H118V171H115ZM259 172H260V171H259ZM12 173H13V172H12ZM85 173H86V172H85ZM88 173H89V172H88ZM216 173H217V174H216ZM2 174H4V173H2ZM57 174H58V180H57V176H56ZM65 174H66V173H65ZM118 174H119V173H118ZM122 174H125V173H122ZM220 174H222V173H220ZM220 174H219V175H220ZM6 175H7V174H6ZM66 175H67V174H66ZM69 175H70V174H69ZM223 175H224V174H223ZM12 176H13V175H12ZM12 176H11V177H12ZM15 176H14V177H15ZM163 176H164V175H163ZM45 177H48V176H46V174H45ZM55 177H56V180H57V181L54 180ZM117 177H118V176H117ZM133 177H134V176H133ZM177 177H178V176H177ZM201 177H202V178H201ZM16 178H15V180H16ZM52 178H53V180H52ZM13 179H14V178H13ZM44 179H45V178H44ZM66 179H67V177H66ZM66 179H65V180H66ZM175 179H176V178H175ZM249 179H250V178H249ZM62 180H63V179H62ZM62 180H61V181H62ZM72 180H73V179H72ZM180 180H181V179H180ZM245 180H247V179H245ZM1 181H2V180L0 179V193L3 192L4 190H7V191H5V192L7 193V192H8V188H6V186H4V185L2 184L3 182H1ZM54 181H56V182H55L56 184L53 183ZM119 181H120V180H119ZM171 181H173V180H171ZM209 181H208V182H209ZM220 181H219V182H220ZM45 182H46V181H45ZM45 182H44V183H45ZM66 182H67V181H66ZM174 182H175V181H174ZM176 182H178V181H176ZM180 182H181V181H180ZM40 183H41V182H40ZM52 183H53V184H52ZM248 183H249V182H248ZM248 183H247V182H246V183L244 182V184H245L246 186L248 185ZM174 184H175V183H174ZM210 184H211V183H210ZM249 184H250V183H249ZM41 185H42V184H41ZM43 185H44V184H43ZM7 186H9V185H7ZM216 186H217V185H216ZM246 186H244V187H246ZM249 186L251 187V185H249ZM9 187H10V186H9ZM41 187H43V186H41ZM225 187H226V186H225ZM228 187H229V185H228ZM244 187H243V188H244ZM250 187H248V188L246 187V188H244V190H242V188H241L240 191L242 190V191H244V192H242V191H241V192L238 191L240 194H237V197H238V196H241V198L243 199L242 201H243V203H244V206L247 205V206H246L247 208L244 209V210H246V211L243 210V211H244V214H243V215H244V217H246V218H244V222H243L242 226L240 227L241 229L238 230V232L240 231L239 234L241 235V237H242V238H245V239H243V240H245V241H243V242H245V243H244V246H245V252H246V254H247V257L242 261V263L244 262V264H257V263L260 264V262H259V260H258L259 257H255V256H257L256 254L261 253V252L259 251L260 249L258 250L259 245L257 246V243H256V241H257L256 239H257V238H256L255 236H257V234H256V231H257V230H258L257 232H260V230L262 231V230H264V228H259L260 230L257 229V223H258V220H257V222H256L255 219H254V217L256 216L257 212H256V214H253V211H252V210L255 209V210H254V213H255V211L258 210V209H257V206H258L257 204H258V203L256 202V201H257V200H256L257 198L254 197V196H251L252 198H251L250 196H249L250 198H249V197L247 198V196H248V191H247V190H248ZM38 188H39V187H38ZM69 188H70V187H69ZM154 188H155V187H154ZM23 189H24V188H23ZM29 189H30V188H28V189H24L25 191L27 190L26 192L23 190L25 193H24V194L22 193L23 195H22V197L20 198L19 202L16 201V200L14 201L12 197H10V199L8 200L6 197L0 195V211H1V212H0V224H2V222H4V221H5V223H6V221H7V223L9 224V225H8V224L6 225L7 227H5L4 224H3V225H0V231H1V229L5 230V231H7V230L9 229V231H10V230L12 229V227H14L13 230L17 229V230H20V231H22V230L24 231L25 229H22V228L20 229L19 227H16L15 224H17V226H18L20 223H22V224H24V225H22V224H21V225H22V226H25V225H26L27 228H26V226H25L24 228L28 229V227L31 226L33 223H35V221L38 222V221L36 220V217H37L36 214H34V212H33V211H30L31 209H29V207H30L31 205L28 206V203H27V202L29 201V200H28L29 198H27V197L30 196V198H32V195H33V194L31 193V192H32V189H30L31 191H28ZM44 189H46L45 186H44ZM157 189H158V188H157ZM226 189H227V187H226ZM226 189H225V190H226ZM10 190H11V189H10ZM10 190H9V193L12 192V191L10 192ZM33 190H34V189H33ZM36 190H37V187H36ZM47 190H50V188L47 189ZM34 191H35V190H34ZM38 191H39V190H38ZM45 191H46V190H45ZM58 191H59V190H58ZM89 191H90V190H89ZM156 191H157V190H156ZM250 191H251V190H250ZM20 192H21V191H20ZM35 192L37 193V191H35ZM47 192H48V191H47ZM47 192H45V193L47 194ZM224 192H225V191H224ZM229 192L231 193V196H232L231 198H234V197L236 196V195L234 194V192H231V191H229ZM30 193H31V195H30ZM33 193H34V192H33ZM38 193H41V192L39 191ZM38 193H37V194H38ZM45 193L43 194V190H42V195H41V194H39V195H41V197H42V196H46ZM52 193H53V192H52ZM243 193H246V194H243ZM19 194H21V193H19ZM157 194H158V193H157ZM35 195H36V194H35ZM47 195H48V194H47ZM85 195H86V194H85ZM48 196H49V195H48ZM83 196H84V195H83ZM86 196H87V195H86ZM17 197H18V196H17ZM17 197L15 196L14 199H19V198H17ZM19 197H20V196H19ZM33 197H34V195H33ZM35 197H36V196H35ZM41 197L39 196V198H41ZM46 197H47V196H46ZM244 197H245V199H244ZM253 197H254V201H253ZM11 198H12V199H11ZM48 198H50V197H48ZM80 198H81V197H80ZM177 198H178V197H177ZM258 198H259V197H258ZM26 199H27V200H26ZM32 199H33V198H32ZM51 199H52V198H51ZM51 199H49V200H51ZM53 199H54V200H57L56 197L53 198ZM76 199H77V198H76ZM82 199H83V198H82ZM82 199H81V203H82ZM85 199H86V198L84 197V200H85ZM160 199H161V198H160ZM180 199H181V197H180ZM180 199H179V201H180ZM182 199H181V200H182ZM239 199H240V198H239ZM260 199H261V198H260ZM262 199H263V198H262ZM42 200H43V202H44L45 198L42 199ZM58 200H59V199H58ZM78 200H79V201H78ZM78 200H77V202H80V199H78ZM34 201H35V200H34ZM37 201H39V200H36V203H38ZM70 201H71V200H70ZM176 201H177V200H176ZM244 201H246L247 203L244 202ZM260 201H261V200H260ZM262 201H263V200H262ZM43 202H42V203H43ZM45 202H46V201H45ZM59 202L61 203V202H63V201H60V200H59ZM254 202H256V203H254ZM54 203H57V204H58V202H56V201H55ZM236 203H237V205H239V204H238L239 202H236ZM43 204H44V203H43ZM47 204H48V203H47ZM62 204H63V203H62ZM138 204H139V203H138ZM158 204H159V202H158ZM35 205H37V206L39 207L40 204H39V205H38V204H35ZM45 205H46V204H45ZM50 205H51V204L49 203V206H50ZM63 205H65V204H63ZM68 205H69V204H68ZM214 205H215V204H214ZM256 205H257V206H256ZM37 206H36V208H38ZM51 206H54V204L51 205ZM56 206H57V205H56ZM59 206H60V205H59ZM71 206H72V205H71ZM141 206H142V204H141ZM148 206H149V205H148ZM240 206H241V205H240ZM60 207H63V206L61 205ZM60 207H59V208H60ZM254 207H255V208H254ZM41 208H42V207H41ZM51 208H52V207H51ZM51 208H50V209H51ZM53 208H54V207H53ZM39 209H40V208H39ZM40 210L43 212V211H46L47 209H44V210L40 209ZM48 210H49V209H48ZM60 210L62 211L63 209L61 208ZM60 210H59V211H60ZM69 210H70V209H69ZM75 210H76V209H75ZM75 210H74L73 212H76ZM144 210H146V209H144ZM13 211H14V212H13ZM55 211H56V210H55ZM77 211H78V210H77ZM50 212H51V211H50ZM63 212H64V210H63ZM251 212H252L253 216H251V215H252ZM43 213H44V212H43ZM48 213H49V212H48ZM39 214H40V212H39ZM44 214H45V213H44ZM44 214H42V216H43ZM73 214H74V213H73ZM136 214H137V213H136ZM151 214H152V212H151ZM250 214H251V215H250ZM46 215H47V213H46ZM65 215H66V214H65ZM71 215H72V214H71ZM138 215H139V214H137V216H138ZM39 216H40V215H39ZM49 216H50V215H49ZM53 216H54V215H53ZM55 216H56V215H55ZM57 216H59V215L57 214ZM60 216H61V215H60ZM66 216H67V215H66ZM45 217H46V216H45ZM138 217H139V216H138ZM149 217H150V216H149ZM152 217H154V216L152 215ZM256 217H257V216H256ZM263 217H264V216H263ZM38 218H39V217H38ZM43 218H44V217H43ZM52 218H53V217H52ZM52 218H51V219H52ZM55 218L57 219L58 217H55ZM55 218H54V219H55ZM141 218H142V217H141ZM258 218H259V217H258ZM41 219H42V218H41ZM44 219H45V218H44ZM48 219H49V217H48ZM62 219H63V218H62ZM45 220H46V219H45ZM45 220H44V221H45ZM57 220H59V219H57ZM68 220H69V219H68ZM72 220H73V219H72ZM46 221H47V220H46ZM48 221H51V220H48ZM55 221H56V220H55ZM64 221H65V220H64ZM66 221H67V220H66ZM76 221H77V220H76ZM215 221H216V220H215ZM9 222L12 223V224H10ZM61 222H62V221H61ZM67 222H68V221H67ZM79 222H80V221H79ZM47 223H48V224H51V222H50V223L47 222ZM57 223H58V222H57ZM71 223H72V222H71ZM73 223H74V222H73ZM73 223L70 224V225L73 226ZM177 223H178V222H177ZM259 223H261V222H259ZM259 223H258V224H259ZM37 224H38V223H35V225H37ZM61 224H63V223H61ZM61 224H60V225H61ZM79 224H80V223H79ZM261 224H262V223H261ZM261 224H259V226H260ZM10 225H12V227H11ZM21 225H19V226H21ZM35 225H34V226H35ZM70 225H69V226H70ZM75 225H76V224H74V227H75ZM180 225H181V224H179V228H181L184 224H183L181 227H180ZM187 225H189V224H187ZM209 225L211 226V224H209ZM9 226L11 227V229L9 228ZM46 226H48V225H46ZM49 226L51 227V225H49ZM217 226H218V225H217ZM217 226H216V227H217ZM50 227H49V228H50ZM61 227H62V225H61ZM63 227H64V225H63ZM76 227H78V225H77ZM76 227H75V228H76ZM165 227H168V226L165 225ZM170 227H171V226H170ZM186 227H187V226H184L182 229H184V228H186ZM189 227H190V226H189ZM207 227H208V226H207ZM212 227H213V226H211L210 228L208 227V229H207V228H206V229L203 228V230L201 229L202 231L199 230L200 233H201V232H204V235L200 234L199 232L195 233V235L199 233L201 237H202V236H205V235L207 236V234L209 235V229H211V230L213 229L215 232H218L217 230L220 229V228L218 227V228L215 230L216 227H213V228H212ZM242 227H243V229H242ZM35 228H36V227H35ZM51 228L53 229V227H51ZM54 228H55V227H54ZM72 228H73V227H72ZM187 228H188V227H187ZM6 229H7V230H6ZM64 229H67V228L65 227V228H62L61 230L63 231ZM76 229H77V228H76ZM13 230H11L10 233H12ZM29 230H30V229H28L27 231H29ZM71 230H72V231H71L70 234H72L73 231H77V230H75L74 228L71 229ZM78 230H79V228H78ZM191 230H192V229H191ZM193 230H194V228H193ZM204 230H205V231L207 230L208 232H207V231L205 232ZM211 230H210V234H214V231L212 230V231H213V233H212ZM20 231H16V232H15L16 234H15V233H12V234H15L16 236L14 237L13 235H11V236L14 237V238L11 237V239H10V233H8V234H9V235H8L9 237L6 236V234H5V235L2 234V235L0 236V238H1L0 241H1V240L4 241L5 239H8V240H9V243H10L11 245H12V243H16V246H19V245H20V247L22 246L21 249L17 250V251H18V253H17V251L15 250V248H16V249H18V248H17V247L15 246V244H14L15 248H12V249H11V250L13 251V252H12V251L7 247V246H9L10 244L5 240V242H4V243H6L5 245H7V243H8L9 245L4 246L3 249H5V248L7 247L6 249H9V250L12 252V253H11V254H12V256H11V257H12V260L16 259L18 256H21V257L24 256V258H26V257L29 255L27 251H29V252L32 251V250H31V251H30V250H27V247L29 246V248H30V246H31V245H30V242H29V239H30V238L28 237V240L25 239V238H27L26 236H27L29 233L27 232V233H28V234H27V233H25V231H24V232H20ZM30 231H31V230H30ZM42 231H43V230H42ZM46 231H47V230H45V233H46ZM51 231H52V230H51ZM62 231L58 232L57 236H59V233H61ZM195 231H196V230H195ZM195 231H194V232H195ZM1 232H2V231H1ZM56 232H57V231H56ZM77 232L79 233V235H83V233H81V231H80V232L77 231ZM77 232H74V233L72 234V236H73L74 234H77V235H78ZM3 233H6V232L3 231ZM31 233H32V232H30V235H28V236L33 237V236L31 235ZM50 233H51V232H47V234H49V235H50ZM52 233H53V232H52ZM52 233H51V234H52ZM26 234H27V235H26ZM39 234H40V233H39ZM47 234H46V235H47ZM54 234H55V233H54ZM70 234H69V235H70ZM85 234H86V233H85ZM149 234H150V233H149ZM182 234L185 235L186 232H185V233H182ZM199 234H198V235H199ZM261 234L264 235V233H260V235H261ZM3 235L7 237V238L4 237V238H5L4 240H3ZM17 235H18V236H17ZM40 235H41V234H40ZM43 235H44V234H43ZM49 235L46 236V238H48L47 240H46L45 237H44V238L41 237V240L43 239L41 242H40V240L37 241V240H38L37 237H36L37 235H36V236L34 235V237H36V238H35L36 241H37V242H40L39 244H37V247H38L39 249H40V248H41V249H40V251H37V252H39V253L35 255L36 257L33 255L34 258H35L36 260H34V258L31 257V256H32L31 254H33V253H32V252L30 253L31 256H29V258H30V257H31V258H30V259H27V260H31L30 263L33 264V262H37V264H56V263L59 264L58 262L62 261L63 263H60V264H64V263L66 264V262H64L65 260H61L62 258H61V259L59 258L60 261H58V260H56L57 258L51 257V256L48 254V253H50V252H52V254H53L54 250H55L54 254L56 253V251H57V253H58V251H62V250H63L62 248L65 246V245H64V246L61 245V247H60V245L58 244L59 246L56 247L55 244H54V245L51 244V245L54 246L56 249H55L54 247H50V246H51V245H49L50 242H51L50 239L53 238V237H52V238H50V237L53 236V235H51V236H49ZM55 235H56V234H55ZM55 235H54V236H55ZM69 235H68V236H69ZM146 235H148V233H146ZM157 235H158V234H157ZM160 235H161V234H160ZM162 235H163V234H162ZM187 235H188V234H187ZM195 235H194V236H195ZM41 236H42V235H41ZM83 236H84V235H83ZM180 236H181V235H180ZM189 236H190V237H187V236H186V240H188L187 238H191V237H192L191 235H189ZM206 236H205V238H206ZM16 237H17V238H16ZM66 237H67V236H66ZM69 237H71V236H69ZM74 237H75V235H74ZM144 237H145V236H144ZM144 237H143V238H144ZM152 237H153V236H152ZM196 237H197V236H196ZM196 237H194V239H195ZM261 237H262V236H261ZM38 238H39V237H38ZM141 238H142V237H141ZM141 238H140V239H141ZM145 238H146V237H145ZM153 238H155V237H153ZM157 238H159V237H157ZM157 238L154 239V241H152L151 238H150V239H151V240H150L149 237H148V239H147V238H146V239H147L148 241L150 240V241H152V242H155V241L158 242ZM197 238H198V237H197ZM255 238H256V239H255ZM14 239L17 240V241H16V242L11 241V240H14ZM22 239H25V240L22 242V241H21ZM35 239H34V240H35ZM53 239H55V242H56L57 238H53ZM53 239H52V240H53ZM69 239H70V238H69ZM160 239H161V238H160ZM160 239H159V240H160ZM19 240H20L21 242H20ZM61 240H68V239H65V238H64V239H61ZM147 240H146V241H147ZM173 240H174V239H173ZM182 240H183V239H182ZM206 240L208 241V239H206ZM18 241H19V242H18ZM25 241H26V242H25ZM32 241H33V240H32ZM48 241H49V244H48ZM238 241H239V240H238ZM11 242H12V243H11ZM17 242H18V243H17ZM68 242H69V241H68ZM143 242H144V240H143ZM159 242H160V241H159ZM188 242H189V240H188ZM191 242H192V241H191ZM261 242H263V241H261ZM0 243H1V242H0ZM2 243H3V242H2ZM2 243H1V245H2ZM4 243H3V245H4ZM20 243H21V244H20ZM53 243H54V242H53ZM57 243H58V242H57ZM66 243H67V242H66ZM140 243H141V241H140ZM165 243H166V242H165ZM167 243H168V241H167ZM169 243H170V242H169ZM189 243H190V242H189ZM209 243H210V242H209ZM239 243H240V242H239ZM259 243H260V242H259ZM162 244H163V243H162ZM176 244H177V243H176ZM181 244H182V243H181ZM181 244L177 245L176 248H177L178 246L180 247ZM1 245H0V246H1ZM11 245L9 246L10 248L12 247ZM32 245H33V242H32ZM78 245H79V244H78ZM124 245H126V244H124ZM129 245H130V244H129ZM141 245H143V244L141 243ZM213 245H214V244H213ZM14 246H13V247H14ZM173 246H174V245H173ZM214 246H215V245H214ZM220 246H221V245H220ZM58 247H60L61 249L58 248ZM128 247H129V246H128ZM141 247H142V246H140V248H141ZM144 247H145V246H143V248H141V249H137V250L139 251V252H137V254L140 255V256H139L140 258H143V259H145V260L148 259V261H149L150 264H151V263H152V262H151V257H148V256H147V255H149V256H151V255H150V253L148 252V250L145 249ZM179 247H178V248H179ZM218 247H219V246H218ZM221 247H222V246H221ZM29 248H28V249H29ZM48 248H50V249L48 250ZM0 249H1V250H0V253H2V246H1ZM6 249L3 250V254H4L5 251H6L8 254H10V252H8V250H6ZM13 249H14V250H13ZM110 249H111V247H110ZM50 250H53V251H50ZM65 250H68V249L65 248ZM113 250H114V249H113ZM122 250H123V249H122ZM132 250H134V251L136 252V249H132ZM143 250H144V251H143ZM210 250H213V248H208V246H206V245H201V246L198 245V246H194V247H193V246H190V247H188L187 249H185V250L182 251V252H179V253L174 252V253H171V254L168 255V256H165L164 258H162V263H163V264H203V263H204V262H203V261H204L203 258L206 257V256L204 257V255H205L206 253H208ZM68 251H69V250H68ZM86 251H87V250H86ZM86 251H85V252H84V251H81V252L79 251L80 253L76 252V254H75V250H74V255H73L74 258H73V260H72L73 264H86V263H87V264H91L90 262H93L92 260H94V259H92V256H91V255H90L91 258H89V259H90V262H89V259L86 258V259L88 260V261H85L86 263L81 262V261H83V258H84V257H77V255H79V254L85 256V255H86ZM116 251H117V250H116ZM116 251H115V252H116ZM142 251H143V252H142ZM146 251H147V252H146ZM14 252L16 253V254H15L16 256H14V254H13ZM69 252L71 253V251H69ZM144 252H145L146 254H142V253H144ZM22 253H25V254H22ZM63 253H64V251H63ZM70 253H69V254H70ZM87 253L89 254V252H87ZM123 253H124V252H123ZM148 253H149V254H148ZM159 253H160V252H159ZM5 254H6V253H5ZM8 254H7V255H8ZM11 254H10V255H11ZM50 254H51V253H50ZM66 254H67V253H66ZM84 254H85V255H84ZM124 254H125V253H124ZM124 254H123V255H119V254L116 255V258L118 259V260H117L118 264H119V263H120V264H134V261L132 260V258L126 257V256H124ZM141 254H142V256H141ZM160 254H161V253H160ZM1 255H2V254H1ZM17 255H18V256H17ZM22 255H23V256H22ZM55 255H56V254H55ZM128 255H129V254H128ZM8 256H9V255H8ZM8 256H7V257H8ZM57 256L60 257V253L57 254ZM68 256H69V255H68ZM87 256H89V255H87ZM87 256H85V257H87ZM131 256H133V255H131V253H130V257H131ZM143 256H146V257H143ZM154 256H155V255H154ZM2 257H3V256H2ZM11 257L9 256V258H10L9 261H11V262L7 261L8 259L5 260V261H6L7 263H11V264H14L15 262H17L16 264H19V261H20L19 259H20L21 257H19V258L17 259V261L15 260V262H12ZM93 258H94V257H93ZM99 258H100V257H99ZM140 258H139V260H140ZM146 258H147V259H146ZM0 259H1V257H0ZM80 259H82V260L79 261ZM104 259H105V258H104ZM143 259H141V261H142L141 264H144V263L146 262V261H144ZM154 259H156V258L154 257ZM205 259H207V258H205ZM21 260H23V258H21ZM27 260L25 261V259H24L23 261H24L26 264H30L29 261H27ZM100 260H102V259H100ZM5 261H3V262H5ZM57 261H58V262H57ZM94 261H95V260H94ZM143 261H144V263H143ZM102 262L104 263L103 260H102ZM137 262H138V261H137ZM137 262H136V263H137ZM139 262H140V261H139ZM149 262H148V264H149ZM207 262H208V261H207ZM216 262H217V261H216ZM0 263H2V262H0ZM21 263L23 264V262H20V264H21ZM25 263H24V264H25ZM95 263H96V261H95ZM95 263H94V264H95ZM136 263H135V264H136ZM208 263H209V262H208ZM4 264H6V263H4ZM92 264H93V263H92ZM146 264H147V262H146ZM152 264H153V263H152ZM261 264H262V263H261Z\"/></svg>",
	"mask_w": 264,
	"mask_h": 264
}]
</instances>
